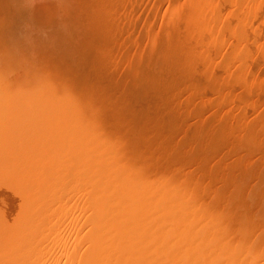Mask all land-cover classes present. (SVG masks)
Listing matches in <instances>:
<instances>
[{"label": "rangeland", "instance_id": "1", "mask_svg": "<svg viewBox=\"0 0 264 264\" xmlns=\"http://www.w3.org/2000/svg\"><path fill=\"white\" fill-rule=\"evenodd\" d=\"M166 1L167 0H165V1L160 0V2H159V0H155V2H156V4H155L154 0H152V1L151 0H142L141 5H139L141 0H0V264H62V263L63 264H66V263L67 264H80V263L85 264L86 263L85 260L88 261V264H97V263L98 264H106V263L108 264V262H109V264H111V262L113 264L114 263H116V264H210L212 262H213L212 264H216V263L217 264H232V263H234V264H243V263L252 264L253 263L254 264V262H255V264H258L259 262H260V264H264V259H263V257H264V255H263V253H264L263 252L264 251V236H263L264 235V225L263 224L264 223L261 222L264 220V218H262L260 221L262 224H259V223H258V225L254 224L255 226L254 225L253 226L255 228L252 226V230L249 231L250 233L245 231V232H247V234H246L243 231V232H241V234L238 233V235L237 234L234 235L233 240H235V239L237 240L236 237L239 236L237 241L242 243V244H240L237 241H236L237 243L235 241H233L232 245L234 246V249H235V246L237 244H239V245H237V247L241 245V251H242L244 244H246L244 242L250 241L249 245H251L252 249L250 248V246L249 247L247 246L248 244H246L245 249H247V248H250V249H247V250L244 249V252L245 251L248 252V253H244L245 255L243 254V251L242 252L239 251V249H238L239 247L237 248V250H234L232 245L228 244L227 239L229 238L228 240L232 241L231 240L232 239L231 237H233L232 234L230 235L228 233L229 236H231V237H228L227 239L225 236L226 242L223 239H221V240H223L222 241L223 243H222L218 239L219 236H223L224 234H226V233H223V229H224L223 224L225 223L224 221H226V220H224V217H227L228 219L227 218H225V219L229 220V218L231 216H233V215L228 216V215H230V212H231L230 208L232 209L234 206L237 205L236 207H234V209H232V212L235 215L237 212L236 211V209H237L238 214H236L232 218L233 219L235 218L237 220L238 217H240L241 218V219L239 218L240 221H244L243 219H245L244 217H246V216H247L246 219L247 220L250 219L249 221H251V220H254L255 218H256L255 220H257V219H259L258 218L259 216L262 217L264 215V214H262V211L264 212V199H263L264 193H263V191L260 194L258 193L259 188L260 189L262 188V190H264L263 189L264 180H263V182L261 181L262 179H264V169H263L264 165L261 166V164H263L262 158L264 161V154L261 157V159L259 158V160L261 162L259 163L257 161L258 157L261 156V154L263 152L261 151L260 148H255L257 150L258 149L260 150V153L255 152L257 154L255 156V153H253L254 148H252L253 147L252 142H249L252 137L250 139H248L249 136H252V135L250 134V131L245 130V131H242L243 134L241 133V131L240 132L238 131L239 134L236 133L237 135L235 133H233V134H235L234 138L231 139L230 138L231 136L229 137V139H231L233 142V143L230 142L231 146H230V144H228L229 146L225 145L226 147L224 146L225 148L223 147V150L221 149V151H217L219 155L216 154V155L212 156L210 154L212 157L208 156L210 158L209 161H208V157H207V160H204L206 158L203 159L201 156V154H203L202 152H204L203 150H207L209 148V145H208L209 144V137H208V135H209V132L211 131L210 128L214 126V127L219 129L218 124L220 123V121L218 122V120H221L220 125H222L224 123L229 124L231 118L234 117L235 114H236V116H240L242 114L240 117H237V118L238 119L240 118V121L246 123V125H248L247 123H249L251 121H252L251 123H253V124L256 122L258 123V121H261V120H259V117L261 119L262 115L264 113V112H262V110L264 108L263 98H262V101L260 104H259V102H258V104L255 103L256 107L254 106V103L250 104V106L253 107L251 109L253 112L250 111L248 108H246L247 109V110L245 109L246 111L244 110L241 113H237L236 111L232 112L231 110H230L231 111L230 112L228 109L229 108L228 104H223V103L221 104L222 100L219 101L221 105L218 104V102L216 101L217 104H215L216 103L215 102L214 106H213L212 98L207 97L208 101H211V102H209L211 105H209V103L207 104L206 103V102H208V101H206L207 98L204 95H202V97H201L199 94L195 93L196 90H194V89H193V91L191 90L192 93L196 94V96H198V95L200 96V97L198 96V98L196 100L197 102L195 101V97H193L194 94L191 93L192 97L188 96L190 94V89L188 91V95L186 93H185V95L181 94L183 96H186V98L183 96L181 97V95L179 94L180 99L182 98V100H186V102L188 104H190V105H188V104H185V102H184V104L182 105L183 109H181V111H182V113L185 114V115L182 114L184 119L185 118L189 119L188 117H190V119L192 120L191 116L189 115V111L191 110L190 113L194 117H195V115H197V112H199L200 116H198L199 118L197 117L196 119L198 120V122H201L202 118L204 117V112H205L204 110L205 109L207 110L206 106H208V105H209V107H208L209 113L214 111V113H212V116L213 115L214 116H213V119L211 118L212 120H209L210 117H212V116H210L208 119L209 122L206 121V123L203 125V127H200L201 125L198 122H196V125H194V123H192L195 120L194 117H193L194 118L193 121L192 122L190 121V123H192V126L193 127L195 126V130H192L194 128H192V126H189L190 128H192V129L189 128L190 133H192L191 130L194 131L193 137L196 133H197L196 137H198L197 135L201 136V133L198 134V132H197L199 127H200L199 131H200L202 128H205V126H207V125L210 126V127H208V126L206 127V129L207 130L210 129V131L208 132L205 129V131H204L205 134L203 133L204 137L201 136V138H200L201 140L198 137L197 140L195 141V142H197L196 143L197 146H195V147L199 148L198 146H200L201 150L196 149L195 147L194 148L191 147V143H193L194 141H192L189 145L192 148V150L193 149H194V151L197 150L196 154L200 151H202V152L198 153L197 155H193V157H191V158H193L194 161L192 160V162L190 161L191 159H189L186 155V157L188 158L187 160H189V162H191L192 164L187 162V160L184 161V163L190 164L188 167H186L187 172L184 173V176L187 178L188 177L187 175H189V178L191 179V181L195 182V184H193V182H191L189 178H188L189 180L187 179L188 182L186 181V179L184 177H183V179H185V180L184 181H183V179L181 180L183 173H180V169H182L183 167L179 164L178 165L181 166L182 168L180 167V169H178L179 167L178 168L176 167L178 165H175V167L179 170V173H178L177 169L175 168L174 173L175 174L178 173V175L174 176L175 174L173 173V171H174V169H173L174 165L173 164H175L176 162H173V161H175L174 159L176 157V153H174V156H172L171 155L172 153H170V149H169V148H171L170 147L171 145L168 148V146H166V145H169V143H165L164 139H162L163 136H169V134L164 135L165 133H167V130L164 131L165 132L164 134L161 131V130L165 129L166 127L168 128V126H166L164 128V125L162 123L168 119L167 117L170 118L171 112H170V116H169L168 112L170 110H168V112H167L168 116L166 114L167 117H166V119L164 118L165 119L164 121H163V119H161L162 117L160 115L161 113H165V111L167 109H169L170 107L168 108V107H166V105H163L164 107L162 106V108L165 111L157 109L160 106V105L159 106L157 105V101H156L157 111L155 110V108H153L151 106H153V104L155 103L153 98H154V96L156 98L157 95H159V94H157V92H159L160 89H161V92H159L160 95L162 92H164V93L166 91L169 92V93L168 92L166 93V96L164 95V93H162L163 96H165L164 98H166L165 100H163V102L167 101L168 97L170 98V96L172 95V94L170 95V93L173 90V87H175V86H170V84L172 85L173 81H175L176 84H177V81L178 82L179 81L185 82V80H181V78L182 79H185L186 77L190 78V76H187L183 72L184 70L187 69V68H185L187 65L185 63H183L185 66H182V67H184V68H182L181 67V65H183L182 62L177 61L178 63H181L179 65L180 70L177 68V65H176V67L174 66L175 64H173L171 66L176 68V70H175L176 72H180L182 70L181 74L184 73V75H181L179 73L177 74L175 72L174 73L171 72L172 75L169 74L170 75L169 78L171 79L170 80L171 83L168 84V86H167L168 89L166 91H164V89L162 87L163 86L166 87L165 86L166 80L164 81L165 83L163 81L159 82L161 85H163L162 83H164L165 85H163L162 87L158 86V83L156 80L158 78V80L160 81L162 78L159 79L160 76L156 74L157 72L153 73V72H155V69H157V67H158V66L154 67L155 65H158L156 62L161 63V66L158 67V69L160 68L159 71H162V73L163 72L165 73V71H163L164 66L170 65V63L172 64V63H174V61H175V63H177L176 59H173L174 61H171V59L169 58L171 62H169V64H166V63H168L169 54H168V56H166L167 51H165L166 48H164L165 43L162 44L165 41L164 39L166 38L165 34H163V35H165V37L162 36V32L164 33L166 30V28H165L166 27V25H165L166 20H164V19H167V16H164V18H163V15H166L165 11H168V13L167 12L166 13H167V15H169V10H165V9H168ZM170 1L171 0H169L167 3H170ZM173 1H171V2H173ZM181 1H184V0H181ZM214 1L216 2L217 0H214ZM214 1L212 3L216 4ZM223 1L219 0L217 2L218 4L222 2L220 4L221 8L225 7V6H222V4H225V3L229 2L230 0L227 2H223ZM230 2H232V1H230ZM159 3L163 4V5H159ZM208 3H210V2H208ZM212 5H210V6L212 7ZM168 6H170V4H168ZM206 6H207V3H206ZM210 6L208 7V9H207V7H205L207 9V10L205 9L206 12H208L209 10H211L214 7L213 6L212 8H210ZM220 6H218V7H220ZM229 6L230 7L227 6V10L230 8L229 12L234 14V15L233 16L231 15L232 19L231 18L230 19L232 20V22H230V25L228 24L229 25L228 27L225 25L228 28V30L225 29L226 31H228V33L225 31V34H224V32H223L224 30L221 29V31H220V29H219L220 26L222 27V22H223L221 19V17L223 15H221V14L224 13L226 8H223L224 11L222 9H220L221 11H223V13H221V11H220L221 16L218 15V16H220V18L218 20H217V18L215 20H212V18H211V16L213 15L212 11L213 10L216 11L217 9L219 10V8L214 7L211 11H209V12H211V16L209 15V12L207 13V16H206L207 20L205 23L208 22V24H207V26H208L210 23L212 24L211 21H213V26L215 25L214 31L216 30L217 34L212 30L214 34L211 32V36L208 37V40L205 37L206 41H203V43H205V44L201 43L200 41H197V39H194V38H192V40L194 39L193 42H191L192 41L191 39L189 40L191 43H189V41L182 43L181 41L183 40L184 37L182 38L180 36V34H181L180 32H178V34H176V35L174 34L173 39H175V42H178L179 45L176 44V46H177V48L180 46L179 50H181L182 53H183V50L184 51L186 50L185 53H187V51L190 54L194 53V56L192 55L193 59L191 58V55H189V58L192 59V63L197 62L196 57H199V58L201 57L200 59H203V55L206 54V53L203 54V52H205L204 48L208 49V52H210L209 54L212 57V60H211V63H212L211 65H213L212 68L214 67V65L216 66V61L218 63V61L221 59H223L225 62L228 61L229 65H230V63L231 64L233 63L234 65L233 64L232 65L234 66L233 67L234 71H236L235 74L233 73L235 75V76H233V77H235L233 79L234 80L236 79L237 83L234 80H232V81L235 82L234 85H235L236 90H234V95L236 96L235 92L237 90H239V88H240V87L237 88L236 85L237 86L241 85L242 84L241 82L243 79H244L243 80L244 84H242L243 86L244 85H246V86L250 85L248 88H251V87H253L252 85L255 82L254 86L255 85L258 86L257 83H260L262 85V88L264 89V86H263V84H264L263 83L264 82V0H233L232 5H229ZM150 7L152 8L153 12L151 11ZM165 7H167V8H165ZM155 10H157V11H155ZM227 10L225 11V14L228 12ZM234 10H235V12H234ZM150 11L152 14H150ZM215 11H213V12L216 13L217 11L216 12ZM138 13H140L139 16H138ZM161 13H164V14H161ZM218 13L219 12H217L216 14H218ZM148 14H150L151 17ZM155 14L157 16H154ZM216 14L213 16H216ZM152 16L157 17V18L152 19ZM207 17H209L211 20ZM223 17L226 20L227 17H225V16H223ZM229 17L230 16L228 15V18ZM214 18L215 17H213V19ZM224 18H223V20H224ZM208 19L210 22L208 21ZM155 20H156V22L153 23V21H155ZM220 20L222 22H219ZM226 22L227 21H225V23ZM232 23H234V24H232ZM183 25L180 26V28L181 27L184 28L185 25H184V27H183ZM213 26L211 25V28H213ZM231 26L233 27V29L231 28ZM131 27H132V30H130ZM223 28H224V26H223ZM229 29L232 31H230ZM160 32H161V34H160ZM229 32H230V34H229ZM231 32H233V34ZM235 32L237 33V36H235L236 35ZM169 34L171 35L172 33H170V31H169ZM218 34L220 35V38H218L219 37ZM222 34H224V35H222ZM153 35H154V38H153ZM158 35H159V37H158ZM225 35L228 36L229 38L226 37ZM232 35H234V36H232ZM161 36H162V38H161ZM174 36H175V38H174ZM148 37H150L151 39H149ZM179 37H180V39H179ZM210 37H212V38H210ZM221 37H223V40L221 39ZM156 38L157 39L161 38L160 40L163 39V42L161 41L162 45L160 47H159L160 44L157 45L158 40H156ZM176 38H177V41H176ZM216 38H218L219 40H216ZM154 39H155L156 45H155V42H153ZM210 39H211V41H210ZM212 39H213V41H212ZM148 40H149V42H148ZM195 40L197 42L196 43L197 46H198V42L201 43L199 45V48H197L195 50L196 52H198V51L200 52L199 49H202V51H201L202 53L200 52L201 53L200 56L199 55L197 56V54H199V53H196L194 51V49L196 48V45L194 44ZM220 40L224 41L225 42L224 44H226V46ZM227 41H228V43H227ZM206 42H208V43H206ZM214 42H216L215 45H214ZM230 42L233 43L234 46H233V44H231V46H230L229 45ZM180 43H182L184 45H180ZM187 43H188V45H187ZM185 44H186V46H185ZM202 44L208 45L209 48L207 46H203L202 48H200V46ZM211 44L214 45V46L212 45L214 48L211 46ZM189 45H193V46H191V48H190ZM218 46H220L221 49ZM228 46H230V47H228ZM161 47H163V48H161ZM185 47H189L190 49L188 50ZM211 47L213 48L212 50H211ZM160 48H161L160 51L163 50L164 52L159 53V50H158V53H156L157 49H160ZM228 48H230V50L227 51L226 49H228ZM190 50H192L193 52H191ZM231 50H233V53ZM164 53H166V55ZM182 53L179 51V54H178V52H177V56H179V55L182 56L181 60H183V56L185 54V53H183V55H182ZM222 53H224V54H222ZM157 54H158V56H157ZM163 55H165L166 56L165 58H167L166 63H164L166 60L162 61V60H164ZM175 55H176V53H175ZM225 55H226V57L230 56L229 58H231L230 60H233V62H231L228 59V57L225 59ZM155 56H156V59H155ZM185 56H184V58L187 59L188 56L186 54H185ZM161 57H162V59H161ZM169 57H171V56H169ZM172 57L174 58V55ZM220 57H222V58H220ZM175 58H177V57H175ZM218 58H219V60H218ZM158 59L160 61H157ZM215 59H216V61H215ZM146 63H147V65H146ZM162 63H164L163 64L164 66L162 65ZM150 64H151V67L149 66ZM218 64H220V63H218ZM232 65H230V66L232 67ZM161 67H163L162 70H161ZM169 67L170 66H168V67H166V69H164V70H166V73H169L171 70L175 69V68H173V69L171 68V70H170ZM219 67H221V66L219 65ZM153 68H155V69H153ZM167 68L170 70L169 72L167 71L168 70ZM214 68H213V70H216ZM140 69H142L143 72ZM177 69L179 71H177ZM146 73H148V74H146ZM149 73H151L150 75H152L154 77L149 76ZM166 73H165V75H166ZM158 74H159V72H158ZM137 75H138L139 79L141 78V80H144L143 83H146L148 81L149 82L146 84H143L142 81L140 82ZM155 75H157V77H155ZM135 76H136V78H135ZM193 76H192L193 79L197 78V77H195V75H193ZM162 77H163V75H162ZM165 77H166V79H169V78H167V76H165ZM154 78H155V80H154ZM174 78H176V79L174 80ZM177 78H179L180 80ZM150 79H151V82H154V83H150ZM193 79L188 80V78H187L186 81H193ZM251 82H252V84H251ZM175 83H173V84H175ZM136 84H137V86H136ZM140 84L141 85L143 84L141 87L143 88L142 96H144L143 97L144 99L138 98V94L141 93V90H139V89H142L141 87L138 88V86H140ZM147 84H149V85H147ZM144 85H145V87H143ZM155 85H157V86H155ZM150 86L151 87L154 86V87L151 88ZM181 86H182V84L180 85V88L183 91V87H181ZM144 88H146V89H144ZM157 88H159V89L157 90ZM171 88H172V90L169 91V89H171ZM241 88H242V86H241ZM248 88L247 87L245 88V86H244V88H242V89H248ZM147 89H149V90L147 91ZM152 89H154V90L156 89V93L155 92L153 93L154 90L152 91ZM162 89H163V91H162ZM242 89L240 90L241 92H242ZM256 89H258V88L256 87ZM138 91H140V92H138ZM145 91H147V92H145ZM182 91H180L179 93H181ZM133 92H135V93L137 92L136 93L137 98L139 100L143 99L142 101H144V103L140 102L141 104L140 103L138 104L137 109L135 106L136 105L135 102H137L138 99H136V96H135L136 94ZM151 93H153V98H152ZM237 93H238V91H237ZM149 94H151V96ZM167 94L170 96H168ZM130 95H132V97ZM145 95H147L148 97L150 96V98H147V96H145ZM210 95H212V94H210ZM238 95H240V94L238 93ZM244 95L242 94L241 97H243ZM126 96H128V97L126 98ZM133 96L135 97L136 100L133 98ZM142 96L140 95V97H142ZM235 96H234V98H235ZM188 97H191L192 100L189 98V100H191V103L189 100H187ZM122 98H124L123 99L124 101L126 100V103L128 102L126 104V105L129 104L128 107L127 106L125 107V103L122 100ZM128 98L129 99L131 98V99L128 101L127 100ZM193 98H194V100H193ZM201 98H202V101H204V102H202L203 104L201 103V101L200 102L198 101ZM240 98L238 97L237 99H240ZM133 99L135 100L134 103H133ZM148 99L149 100L151 99V101H154L153 104ZM157 99L159 100L161 98H157ZM157 99H155V100H157ZM121 100L123 101L124 104H122ZM131 100H132V102H131ZM145 100H147V101H145ZM161 100H159V104L163 103V102H161ZM168 100L170 102V99H168ZM145 102L148 104V105L146 104L147 106L145 105L146 108L148 107L147 109H149L150 104H152L150 107L152 108L153 112H152V110H150V112L154 113L156 111L153 115H156V113L158 111H159L158 113H160V111H163L159 115H156V116H158L156 118V121L158 120V118H159V120L161 119L163 121L161 123L162 125H159L160 123L156 125V121L154 119L155 116L153 117L152 120L150 119V121L152 123L155 122L156 128L158 127V125L163 126L162 127L163 129L160 128V130L158 129L159 127L157 129L155 127H152V128L156 129L155 131L162 132L163 136L159 132L161 134V137H160V134H159V136L155 137V135H157V134H156V132L154 133V131H153L154 129L151 128V125H152V124L150 125L151 122L148 123L149 122L148 117H150V115H152V114L149 113L148 110H145V107L142 108L145 111L140 110V107H143L142 103L144 105ZM165 103L167 104V106L170 105V103L168 104V101ZM194 103L197 105V106L195 105L196 109L193 108ZM204 103H206L207 105L205 106ZM121 104H122V107H121ZM132 104H134V106ZM191 104H193V105H191ZM123 105L125 107L124 111L127 110L126 113L125 112L123 113V110H122L124 108ZM130 105H131L132 109H130L131 108ZM217 105H218L219 109H221V110H219L218 107L215 108V106H217ZM223 105H226V106L222 107ZM257 105H259V106H257ZM190 106L193 109L188 110V108H190ZM212 106H213V108H211ZM220 106H221V108H220ZM227 106H228V108H227ZM198 107H201V110H199L200 108H198ZM203 107H204V110H202ZM127 108H129V109H127ZM135 109L139 110V111H136ZM184 109H186L185 111L188 110V114H186ZM215 109L218 110V112L215 111ZM120 110H122V111H120ZM193 110H195V115H194ZM227 110L229 111V114H228ZM140 111H141V113L144 112V115L139 114ZM258 111L260 112L259 114H258ZM134 112H136V113L138 112V114L141 115V117H139V116L137 117V114ZM202 112H203V114H202ZM206 112H208V110ZM248 112H249L250 116L248 115ZM130 113H132V114H130ZM131 115H133V116H131ZM147 115H149V116H147ZM162 115H164V114H162ZM179 115L181 116V114H179ZM122 116H125V117H122ZM180 116L178 117V115H177V117L181 121L182 116L181 117ZM185 116H187V117H185ZM216 116H217V118L219 117L217 120H216ZM224 116H226V117H224ZM132 117H134V118H132ZM173 117H175V119H176V115H173ZM150 118H152V117H150ZM221 118L223 120H225V122ZM126 119L127 120L129 119V120L127 121ZM131 119H133V120L131 121ZM170 119H172V118H170ZM177 119L175 121H177ZM122 120H123V122H122ZM137 120H139L138 123H137ZM141 120H143V121H141ZM126 121H127V125L125 124ZM140 121L142 123L145 122V125H144V123L141 124ZM175 121L173 119L172 122L170 121V122H165V123L166 124L169 123V125H171L170 123L176 124V123H174ZM216 121L218 122L217 125H215L217 123ZM222 121L224 123H222ZM121 122L123 123V125ZM133 122L136 124H133ZM210 122L213 123L212 124L213 126L210 125L211 124ZM119 123H121V124H119ZM225 124L222 126L228 127V125L225 126ZM131 125H134V127H131ZM135 125H136V127H135ZM197 125L199 127H197ZM138 126H139V128H138ZM147 126L149 128H151L152 130H149V128ZM170 127H169V129L172 128V127L171 128ZM224 127H223V129L227 128V127L226 128H224ZM118 128H119V130H118ZM122 128H123V130H122ZM128 128L130 131L128 130ZM140 128L141 129L146 128L147 130L142 129V131H141ZM132 129H133V131H131ZM120 130H122V131H120ZM125 130L126 131L128 130V132L126 133ZM138 130H139L140 134L137 133ZM187 130H188V128L185 130L186 133H187ZM203 130H201V131L203 132ZM212 130H213V128H212ZM217 130H215V129L213 130V131H216V133H213L214 137H215V134L217 135ZM113 131L116 133H114ZM220 131H222V129H220ZM246 131L248 133L247 134L248 137H247V135L246 136L244 135V134H246ZM130 132H132V133H130ZM150 132L152 134H155L154 137L152 136V138H149L151 134H149V137H148L147 133H150ZM212 132H210V134ZM260 132L262 134H264L263 130H260ZM181 133H183V132H181ZM206 133H208V134H206ZM125 134H127V135H125ZM189 134L187 133L186 136L187 135L189 136ZM218 134H220V132ZM110 135H112V136L110 137ZM128 135H130V136H128ZM133 135H135V136H133ZM239 135L242 137L240 138ZM122 136H123V138L125 137L124 140H123ZM186 136L184 137L185 139L187 138ZM218 136H216V137H218ZM178 137H179V135H178ZM181 137H183L182 134L180 135V138ZM193 137H192V134H190V136H189L190 140H192ZM206 137L208 138V140H205ZM210 137H212V136H210ZM214 137H212L210 140L211 144H213L212 141H215V140H212V139H214ZM235 137H237L236 140H235ZM262 137L264 139V135H262ZM119 138H121V140ZM133 138H134V140H133ZM158 138H161V139H158ZM180 138H178V139H180ZM130 139H131V141H130ZM143 139H144V141H143ZM145 139H147L149 141H147ZM150 139H152V141H150ZM153 139L154 140L158 139V140H156V144H152V142L155 143V141ZM167 139H168V137L166 138V140ZM169 139H170V136H169ZM198 139H199V141H198ZM240 139H242V140L239 141ZM244 139H245V141H244ZM160 140L166 145L162 146L163 143L160 144L161 143ZM194 140H195V137H194ZM123 141H125V142L123 143ZM158 141L160 142L159 143L160 145H158V147L156 148ZM169 141L170 140H168L166 142H169ZM203 141H204V143H203ZM228 141H230V140H228ZM237 141H239V143H237ZM251 141H252V139H251ZM126 142H128L129 144L127 143V145H126L125 144ZM147 142L148 143L150 142L153 146L150 143L148 145ZM195 142L193 144H195ZM243 142H245V143H243ZM198 143H200V145ZM205 143H206V146L208 148L204 147V149L202 150L203 145ZM241 143H243L244 145ZM248 143L249 144L251 143V145H252V146L250 145V147L252 148L251 151H250L251 148L246 150V148L249 146ZM233 144H236V145H233ZM246 144H247V147H245ZM118 145H120V147ZM137 145H138V147H137ZM124 146H126V147L124 149H122ZM143 146H145V147H143ZM161 146L164 147L165 149H167V148L169 149V150L167 149L170 153L169 157H174V159H172L173 164L171 165V161H169L171 166L168 163V164H166L167 166H165V169H162L163 168L162 166H163V164L165 165V160L167 159L165 156H167L168 153H163L165 151L164 148H160V149H164L163 151L158 150L159 147H161ZM232 146H233V148H232L233 150L235 148L234 151L230 149ZM237 146H238V148H240V146H241L240 150L239 149L236 150ZM210 147H211V145H210ZM142 148L146 149V151L143 150ZM149 148H151V149L149 150ZM120 149L123 151H121ZM129 149H130V151H129ZM156 149L163 154V156L161 155V158L163 157L164 162L160 161L162 166H161V164H159L158 161L154 162V160H161V158L158 159V156H157V158H156V156H154V155H156V154L158 155V153H160V152H156L157 151ZM228 149H229L228 154L230 156L226 154L228 152L227 151ZM131 150H132V152H131ZM210 150H211V148L209 149V151ZM230 150L232 151V153ZM257 150H255V151H257ZM133 151L135 154L133 153ZM147 151H148V154L151 153L150 156L147 155V153H146ZM211 151H213V150H211ZM236 151H237V153H233ZM249 151L251 152V155L253 154L252 155L253 157H250L249 160H247L248 159L247 157L251 156ZM154 152H155V154H154ZM172 152H173V149H172ZM246 152L249 153V156L247 155L248 153H246ZM222 153H225V154H222ZM244 153L246 154V157H245L246 159L243 157ZM136 154H138L139 156ZM204 154H207V152ZM204 154H203V156H204ZM236 154H238L239 156ZM133 155H134V157L135 156L136 157L133 158ZM141 155H142V157H141ZM152 155L154 156L153 159L150 158V157H153ZM241 155H242V157H240ZM199 156L202 158V160H201L202 162H203V160L205 161L204 164L202 162L200 164V166L203 165V167H205V168L201 167V171H199L200 167H198V165L200 163L198 161ZM220 156H222V157H220ZM237 156H238V158H242V159H239L241 161V163L239 162ZM138 157L143 158L144 160L142 161ZM144 157L146 158V160ZM183 157L184 156H181V158H183ZM196 157H198L196 160L198 163H196V161H195ZM225 157H226V159H225ZM164 158H165V160H164ZM179 158H180V156H179ZM256 158H257V160H256ZM132 159H134V161H132L133 163L131 162ZM135 159L136 160L139 159L140 161L139 160L136 161ZM169 159H171V158H168L166 162H168ZM218 159H220V160L218 161ZM147 160H149L150 162ZM221 160L223 163L221 162ZM229 160H231V162H229ZM128 161H130L131 164ZM206 161H208V162H206ZM182 162H183V159H182L181 163ZM232 162L234 165L232 164ZM238 162H239L240 167L237 164ZM145 163H146V165L148 164L147 167H145L146 166ZM150 163L153 165H150ZM206 163H207V165H206ZM228 163L233 165V166L237 165L238 169H236L237 168L236 166L233 169V167H231V165H229ZM256 163H259L258 166H260V168L257 167ZM139 164L140 165L144 164L143 166L146 169L140 167ZM156 164L159 165L158 166L159 168L157 167ZM195 164L198 168L195 167ZM75 165H76V167H75ZM149 165H150L151 169L148 168ZM155 165H156V168H158L157 170H155L156 169ZM152 166L154 168H152ZM160 166L162 167L161 169H160ZM184 166H187V165L185 164ZM191 166L193 169L192 172H191L192 169L189 168ZM229 166L233 170L229 169ZM241 166H243L244 168L242 169ZM253 166H254V168H253ZM137 167H138V169L139 168L140 169L138 170ZM261 167H262V169H261ZM166 168H167V170H166ZM187 168H189L188 170L191 172L192 175L188 173L189 171L187 170ZM202 168H203V171H202ZM224 168H226V169H224ZM149 169H150V172H149ZM196 169H199V170L197 171ZM140 170L148 171L147 173L151 174V175H149L151 177L147 176L148 174L145 175L146 172L143 173V171H141V173H140ZM161 170H162L163 174H161ZM163 170H166L167 172L166 171L164 172ZM194 170H196V171L194 172ZM208 170H210L209 173L207 172ZM237 170H238V172H237ZM240 170H241V172H240ZM244 170L246 172L248 171L249 175L253 171L251 173V176H253L255 179H252L253 177H251V178L248 177L249 176L248 173L247 174L244 173L245 172ZM250 170H251V172H250ZM258 170L260 171L259 173L257 172ZM261 170H262V173H261ZM183 171H185V169ZM230 171H232V172H230ZM203 172L205 173V175H203ZM228 172H230L229 174H231V175H228ZM235 172L239 173V174L243 173V175L240 174V176L241 175L243 177L246 176V178L244 177L245 178L244 179L242 176L240 178L239 174H238V176H236ZM142 173L144 175H142ZM224 173H225V176H224ZM137 174H139L140 176H138ZM169 174L172 176L168 177L169 179H165V176L167 177V176H169ZM208 174H209V176H211L210 178L208 177ZM261 174H263V176ZM141 175H142V178H141ZM158 175L160 178L158 177V179H157ZM163 175H164V177H163ZM199 175H200V177H199ZM201 175L204 178H202ZM212 175L215 177H213ZM227 175L229 176L230 179H228ZM136 176H138V178H140L141 180L140 179L136 180L137 179ZM154 177H156V178H154ZM171 177H173V179H174V177L176 178V179H174V182H171V181H173V180H171ZM179 177H181V178H179ZM237 177L241 179V180L239 179L240 180L239 182H237V179H238ZM162 178H163V180L164 179L166 180V181L164 180V182H166V184H167V185H164V186H167L165 188H163V186H161L162 184H165V183L161 184V181L163 182V180H161ZM177 178L180 180H177ZM235 178H236V180H235ZM151 179L153 180V182H152L153 184L151 183ZM204 179L205 180L209 179L211 184L210 183H209L210 185L208 184V182H209L208 180H207V184L210 187L212 185H214V186H212L210 189L209 186H207V184L205 185L206 181ZM211 179H212V181H211ZM217 179H219L218 182H217ZM256 179L258 181H261L262 183H258V181L256 182L255 181ZM105 180L108 183L105 182ZM245 180H246V182H245ZM141 181H143V183ZM180 181H182L181 184H180ZM202 181L204 183H202ZM213 181H215L216 183H219V181H220V183H224V184H222L224 186V188H222L223 186H221V188L218 187L221 184L218 185ZM155 182L157 183V185ZM230 182H231V184H230ZM242 182H243V184H242ZM185 183H188V184L185 185ZM235 183H238V184L236 185ZM239 183L241 185H239ZM256 183H257V185L259 184L260 186L259 185L256 186ZM171 184L173 187H171ZM196 184H198V185H196ZM203 184L205 185V187L202 186ZM168 185H169V187H168ZM177 185L180 186L179 187L180 189L178 188L177 192H176V190L173 191L174 188L177 189L176 188V187H178ZM190 185H192V187H190ZM195 185H196V188L199 187L198 189L202 192H203V190L205 191L207 188L209 191L208 190H207V192L205 191L206 195H204L205 193L204 192H203V194L200 193V191H198V189L195 191L196 188H194V190H192L193 187H195ZM230 185H232V186H230ZM238 185H239V187H238ZM251 185H253L254 187H252ZM156 186H158V187H156ZM187 186H188V188H184ZM206 186H207V188H206ZM233 186H235L236 188L238 187L239 193L241 192L242 194L237 193L238 189L235 188V190H234L235 194L233 192L229 195V193L231 191L228 192L227 189H230L229 187H231L230 190H232V189H234V188H232ZM137 187L139 190H137ZM203 187H204V189H202ZM243 187L244 188L246 187V188L244 189ZM248 187L252 188L250 190H253L252 191L253 193L249 190ZM109 188H111L112 190ZM158 188H159V190H158ZM162 188L165 189L166 192H164ZM166 188H167V190H166ZM181 188L184 189V192L182 191L183 189H181ZM215 188H216V190L220 188L221 191L218 190L217 191L218 193H216V191H215L212 193L213 194L212 195L211 194V192L213 191L212 189H215ZM241 188H243V189L241 190ZM134 189L136 190L135 191L136 193L134 192ZM224 189L227 191L225 192ZM243 190H244V193L248 192V196L250 197V198H248L249 201L246 199L248 196H247V194L243 193ZM109 191H111V192H109ZM153 191H155V192H153ZM171 191L177 193V194L174 193V195L176 194L175 195L176 197H174V195L171 194V193H173ZM179 191H182V192L180 193ZM194 191L197 192L198 194H195ZM167 192L170 195H172V197H174V200L175 199L177 200V201L175 200L176 204H175L174 200H172V201L170 200L172 198L167 194ZM154 193H156V194H154ZM183 193L185 194L184 195L185 197L178 196L179 194L182 195ZM207 193L209 195H207ZM214 193H216L217 196H215V197L217 199L219 196L218 194H220V196L223 198V199L219 198L218 200L216 199L217 204L214 203L215 202L214 200H212V199H214V197H213L215 195ZM249 193H251V195ZM256 193H257V195H256ZM107 194H109V195L107 196ZM118 194H119V196H118ZM163 194H165V195H163ZM199 194H202V195L199 196ZM161 195L163 196L162 199H161ZM166 195H168L169 197ZM196 195H198L199 198H197L198 196H196ZM255 195L258 199L255 198V201H254L253 197ZM259 195H261V197H259ZM159 196H160L161 201L158 200ZM165 197H167V198H165ZM179 197H181V198L179 199ZM194 197H195V200H194ZM200 197H202V198L200 199ZM210 197L212 198L211 200H210ZM229 197H231V199H229ZM244 197H246L245 199L247 201H245V199H243ZM103 198H105L104 202H102ZM206 198H207V200H206ZM238 198H241L240 202H238L239 201ZM116 199H118V200H116ZM190 199L194 200L193 204L191 201H189ZM196 199L201 200V201L198 200V202H199V205L201 202V204H203V206L202 205L199 206L197 204H194L197 202ZM228 199H229V201H228ZM250 199H251V201H250ZM112 200H114V201H112ZM166 200H168V201H166ZM222 200H224L223 205H222ZM225 200H227L232 205L231 204L229 205V203L225 202ZM231 200L234 201L233 203H235V202L236 203L233 204ZM243 200H244V202H243ZM106 201H108V202H106ZM203 201H204V203H203ZM113 202H114V204H113ZM117 202H118V204H117ZM162 202H164L168 206L164 205V203H162ZM177 202L178 203L182 202V203L177 204ZM188 202L191 203L190 206L188 205L189 204ZM211 202H213V203H211ZM219 202H220V204H218ZM248 202H250V204ZM103 203H105V204L102 205ZM111 203L113 206L110 208ZM171 203H172V205H170ZM186 203H188V204H186ZM242 203H243V205H242ZM181 204L183 205V208H180V207H182ZM215 204L217 207L215 206ZM248 204L250 205V208H249ZM176 205H180V207H178ZM193 205H197V208H196V206L194 207ZM204 205L209 206L210 210L212 209V206H214L213 210L215 209L214 210L215 212L213 210H212V212L207 211L209 209V207H207L206 214H207V212H209V214L208 215L204 214L205 213V211H203ZM106 206L108 209L106 208ZM175 206H176V208H174ZM218 206H219V208H218ZM223 206L226 209H224ZM242 206L245 208H243ZM192 207H193V209H190ZM237 207H239V208H237ZM241 207L243 208V210ZM253 207H254V210H253ZM259 207H260V209H259ZM104 208L106 209V211L103 210ZM114 208H117L119 211L117 209H114ZM166 208L169 210H167ZM173 208L175 209L174 211H173ZM195 208L196 209L200 208L201 210L199 211V210H196ZM100 209L103 211H100ZM181 209H182V211L183 210H185V211L182 212ZM189 209H190V212H188ZM194 209H195V211H194ZM217 209H220V210H217ZM221 209L222 210L224 209V210L222 211ZM91 210H92V213H91ZM107 210H109V213ZM114 210H116V211H114ZM177 210L179 211V213ZM249 210L251 212H249ZM117 211L120 214H115V213H118ZM220 211H222V214H223L221 216H220V214H221ZM224 211L227 212V214L223 213ZM257 211L258 212L260 211V214L255 215V213ZM100 212H102L106 222H104V218H102V221H101L102 214ZM103 212H105V213H103ZM106 212H107V214H106ZM173 212L174 213L176 212V213L174 214ZM130 213H132L134 215V217ZM180 213H182V214H180ZM189 213H191L192 216ZM199 213H202V214H199ZM213 213H215V215ZM251 213H253V214H251ZM177 214H179V215H177ZM203 214L206 216H204ZM224 214H226V216H224ZM248 214H250V216L253 219H251V217L249 218ZM114 215H117V218ZM209 215H210V218H208ZM243 215H244V217H243ZM217 216H218V219H215V218H217ZM219 216L224 221L221 220L219 218ZM236 216H237V218H236ZM253 216H255V218ZM91 217L92 218L95 217L96 219H98V220L100 219V220L99 221L97 220L94 223L95 218L93 220V219H91ZM109 217H111V218H109ZM131 217H133V219ZM86 219H88L87 222L85 221ZM90 219H91V221H90ZM177 219H179V220H177ZM207 219H211V220L207 221ZM212 219H213V221H212ZM216 220H218V222ZM219 220H221L220 223H219ZM206 221H207V223H206ZM90 222H91V224H89ZM97 222H100V223L97 224ZM102 222H103V224H101ZM126 222H127V224H126ZM130 222L133 223L132 226L135 225L137 227H135V226L131 227ZM204 222L207 225H205ZM128 223L130 224V226ZM95 224L98 226L95 227ZM113 224H116V225H113ZM220 224L223 226V228ZM92 225H94V228H92L93 227ZM117 225L120 226L119 227L120 232H121L120 235L118 233L119 228H117L118 227ZM219 225H220V227H219ZM260 225L263 228H261ZM85 226L87 229L85 228ZM112 226H114L116 228L117 232H116V230H115V232L117 234L113 231V229H115V228L114 227H113V229L111 228ZM207 226H209V227H207ZM105 227H108V229L110 227L111 230L109 229V231H108ZM126 227H129V228H126ZM103 228H105L106 230L104 231ZM130 228H132V229H130ZM209 228H211V230H209ZM95 229H97L98 232ZM122 229H124L125 231ZM129 229H130V231H129ZM204 229H205V231L203 232L202 230H204ZM100 230H102V234H101ZM259 230H261L262 232L260 233ZM198 231H199V233H198ZM209 231L211 234L209 233ZM252 231H255V232H252ZM111 232H113V233H111ZM123 232H125V233L122 235ZM127 232H129V233H127ZM90 233H92V235H90ZM99 233L101 234V236ZM107 233H108V235H107ZM201 233H203V234H201ZM220 233H223V235H220ZM258 233L260 235H258ZM111 234L113 236H111ZM115 234L119 235L120 237L123 236V238H121V241L119 240L120 241L119 244L121 245L120 249H117L118 248L117 245L119 246V244H117L115 246V244L118 242V241L115 242V240L120 238V237L116 236ZM126 234H128V235H126ZM250 234L252 235L251 237H250ZM124 235H125V240H124ZM200 235H202V236H200ZM240 235H242V237ZM88 236L90 238L91 237L92 238L90 239V238H88ZM98 236L100 237L101 241H100ZM93 237L94 238L96 237V239H94V242H93ZM126 237H128L127 239L129 240V242L127 241ZM240 237H241V239H239ZM246 237H247V239H246ZM109 238H110V240H109ZM219 238H221V237H219ZM222 238H224V237H222ZM258 238L260 240L255 241ZM211 241L213 243L215 241L216 244L218 243L219 244V245L217 244L218 247L215 243H214L215 244L214 245ZM252 241H254V243H255L254 247H256V248L253 247L254 243ZM234 242L236 245L234 244ZM251 242L253 245L251 244ZM102 243H104L105 245ZM128 243H130L129 244V245H131L130 247H129ZM225 243H226V247H225ZM123 245H125V246H123ZM93 246H94V248H93ZM221 246H223L224 248L220 249ZM72 247H74L75 249ZM115 247L117 249L116 252L114 250ZM125 247H126L127 251L125 250ZM127 247H129L130 250H128L129 248H127ZM137 247H138V249H137ZM227 247L229 249L232 248L233 250L230 249L231 252H229L230 250H228ZM104 248H105V250H104ZM100 249L104 252H100L101 251ZM71 250H73V252ZM92 250L94 253L90 252ZM108 250L110 253L108 252ZM119 250H120V253H119ZM148 250H149V252H148ZM222 250L224 251L223 253H222ZM225 250H227V251H225ZM232 251H236L234 253H237L239 255H240V253H242L243 256H241V255L240 256L244 260H242L240 258V256H237V255H236V257L230 256L231 253H232V255L234 254ZM250 251L251 252L253 251V252L250 253ZM89 252L91 253L90 255H88ZM213 252L215 254L216 253L219 254V256H217V254L214 255ZM261 252H263V253H261ZM81 253H83V254H81ZM108 253H109V255H108ZM118 253L120 254L119 256H118ZM224 253H226V254H224ZM227 253H228V255H227ZM256 253L259 256H257ZM57 254H59L60 256ZM94 254H96V256ZM105 254L107 255V258H110V259H108V261H107ZM114 254H115V256H114ZM91 255H92V258H91ZM141 255L143 256V258ZM88 256H90L89 258H91V260L89 258H87ZM112 256H114V257H112ZM215 256H216V258H215ZM255 256H257L258 258L262 257V259H260L261 261L259 259H257V260L254 259L257 262L254 261L252 258H255ZM104 257H105V259H104ZM118 257H120V258H118ZM228 257H232L233 259L230 258V261H228L229 260ZM250 257H252V258L250 259ZM223 258L225 259V262H224ZM236 258H238V259L236 260ZM245 258H246V260H245ZM66 259H68V260H66ZM113 259L114 260L116 259L117 261L116 260L114 261ZM233 260H234V262H232ZM242 261H243V263H241ZM250 261H252V262H250Z\"/></svg>", "mask_w": 264, "mask_h": 264}, {"label": "bare ground", "instance_id": "2", "mask_svg": "<svg viewBox=\"0 0 264 264\" xmlns=\"http://www.w3.org/2000/svg\"><path fill=\"white\" fill-rule=\"evenodd\" d=\"M151 1H152V0H151ZM164 1H165V0H164ZM168 1H169V0L166 1V4H167L168 9H165V10H169V15H167L168 11H165V10H164V11H165V14H166V15H163V18H164V16H167V19H164V20H166V22H165V25H166V27H165V28H166L165 32H166V33H165V32H164V33L162 32V36L165 37V35H166V38L164 39L165 41L163 42V39L160 40V39L162 38V36H161L160 39H157V38L159 37V35H158V37L156 38V40H158V41H157V43H158L157 45L160 44V45H159V47H160L162 44L165 43L164 48H166L165 51H167V55H166V53H164V54H165L166 56H168V54H169V56H171V57L168 56V63H166V62H167V58H165L166 56L163 55V56H164V57H163L164 60H162V61H165V60H166L164 63L169 64V62L174 61L173 59H176V62H177V61H178V62L181 61L182 64L185 63V64L187 65L185 68H187V69L184 70L183 72H184L187 76H190V78H189V77H186L185 79H182V78H181V80H185V82H184V81H182V82L179 81V82H178V81L176 80V81H177V84L175 83V81L172 80L173 82H172V85H171V84H170V83H171V81H170L171 79L169 78V76H170L169 74L172 75L171 72H173V73L175 72V73H177V74H178V73L181 74V71H182V70H181L180 72H176V71H175V70H176V68H175L176 65H177V68L179 69V68H180L179 65H180L181 63H178V62L175 63V61H174V63H172V64L170 63V65H168V66H170V67H169L170 70H171V68H172V69L175 68V69H173L174 71H173V70L170 71V70L167 68V69H168L167 71H168V72L170 71L169 73H166V70H164V69H166V67H168V66H164V65H163L164 63H162V65L164 66V69H163V67H161V70L163 69V71H165V73H166V75H165L164 72H163V73H164V74H163L162 71H159L160 68L158 69V67L161 66V63H160V62H159V63L156 62L158 65H155L154 67L158 66V67H157L158 70L155 69V68H153V69H155V72H153V73H156V72H157L156 74L160 76V77L158 76L159 79L162 78L160 81H159L158 78H157L156 81H157V83H158V86H161V87H162L163 85H165V84H164V83H165L164 81L166 80V85H165L166 87L168 86V84H170V86H175V87H173V90H172V88L169 89V91L172 90L171 93H170V95L172 94L171 96L167 94L168 96H170V98L168 97V99H170V102H169V100L167 99L168 104L170 103L169 106H167V104L165 103V102H167V101H164V102H163V100L166 99V98H164V97L166 96V93L168 92V91H166V90L168 89V87H167V88L164 87V86L162 87V88L164 89V91H166L165 93L162 92V93H164L165 96H163L162 93H161V95H160V93H159V92H161V89H160L159 92H157V94H159V95H157L156 98H155V96H154V98H153V93H154V92L156 93V89H155V90L152 89V91H153V90H154V91H153V93H151V94H152V98H153V100L155 101V103H154L155 105L153 104L154 101H151V99H150V100L148 99V100L152 102L153 106H151V105H152V104H150L151 102H150L149 104H150L151 107L155 108L156 111H157V109H160V110L165 111V110L162 108L163 105H166V107H168V108L170 107L169 109H167V110L165 111V113H161V112H163V111H160L161 114L158 113L159 111L157 112L158 114L156 113V115H159V114L161 115V117H162L161 119H163V121L166 119V117L168 116V114H169V116H170V112H171V116H170V118H172V119H170L169 117H167L168 119L165 120V122H170V121L172 122L173 119H174V121H175V120L180 116L179 114H181V116H182L181 121H180V119L178 118L179 120L177 119V121L174 122V123H176V124L170 123L171 125H169V123L166 124V123L163 122L161 119L159 120V118H158V120L156 121V118H157L158 116L153 115L156 111H155L154 113H151L150 110H152V108L149 106V109H147L148 107L146 108V106H147L148 104L145 102V104L143 105L144 101H142V100L144 99V98H143L144 96H142L143 88H142L141 86H142L143 84L148 83L149 81L146 82V83H143L144 80H141V78L139 79L138 75H137L138 79L140 80V82L142 81V83H143L142 85L140 84V86H138V88H139V87L142 88V89H139V90H141V93L138 94V98H143V99H142V100H141V99L139 100V99L137 98V94H136L137 92H136V93L133 92V93L136 94V95H135V96H136V99H138L137 102H135V104H136V105H135V106H136V109H137V107H138V104H139L140 102H143V103H142V106H143V107H140V110H143V111L148 110L149 113L152 114V115H150V117H152V118L148 117V119H149V122H148V123H150V122H151L150 119L152 120L153 117L155 116L154 119H155V121H156V125L160 123L159 125H162V124H163V125H164V128H165L166 126H168V128L166 127L165 129H163V128H162L163 126H159V125H158L159 128H158V127H157V128H158L159 130H160V128L163 129V130H161V131L163 132V134L165 133L164 131L167 130V133H165L164 135H168V134H169L170 139H169V136H163L162 132H160V131H159V132L162 134V136H163L162 139H164L165 143H169V145L164 144V143L160 140L161 143L158 141V142H157V145H156V148L158 147V145H160V144H162V143H163L162 146H163V145H164V146L166 145V146H168V148H169V146L171 145V146H170L171 148H169V149H170V153H172V154H171L172 156H174V153H176V157H175V159H174V157H169V154H170L169 151H168L169 149L167 148V149H168V150H167V149H165L164 147L161 146V147H159L158 150L163 151V150L165 149V151H164L163 153H168V154H167V156H165L166 154H165L164 156H165L167 159H168V158H171V159H169L168 162H166L167 159L165 160V158H164V160H165V165L163 164V166H162V164H161L160 161H163V157L161 158V155L163 156V154H162L160 151H158V150L156 149V150H157L156 152H160L161 154L158 153V155H157V154L154 155V154H155V152H154L153 155L156 156V158H157V156H158V159L161 158V160H154V162H155V161H158L159 164H161V166L163 167V168H162V167L160 166V169H161V168H162V169H165V166H167L166 164H168L169 161H171V165H172V164H173V163H172V159H174L175 161H173V162H176V163L173 164V165H174V167H173V169H174L173 173L175 172V168H176V167H177V168L179 167L178 169H180V167L182 166V167L185 169V171H183L184 169L181 167L182 169H180V173H183V176L180 174V175L182 176V178H181V177H179V178H181V180H182L183 177H184V178L186 179V181H187V179L189 178V175H187L188 177L186 178V177L184 176V173L187 172V171H186V167H188L190 164L184 163V161H186V160L189 158V159H191L190 161L192 162V160L194 161V159L191 158V157H193V155H197L198 153H201V152H202V151H200V152H198V153L196 154V151H197L196 149L201 150V147L198 146L199 148H196L195 146H197V145H196L197 142H195V141L197 140L198 137H199V139L201 138V136L204 137L203 133H204V131H205V129H206V127H207L208 125L205 126V128H202V129H201V130L204 129L203 132H202L201 130L199 131V129H200V127H203V125L206 123V121L209 122V120H212V119H213V116H214V115L212 116V113H214V111L211 112V111H212V110H211V111H210L211 113H209V108H208V107H209V105H211V104L209 103V102H211V101H208V98H207V97L212 98L213 106H214V103H215L216 101L218 102V104H220L219 101L222 100V101H221V104H222V103H223V104H228L229 108H228V106H227V108L229 109V111L231 110L232 112L236 111L237 113H241V112H243L246 108H248L250 111H252L251 109H252L253 107L250 106V104L254 103V106L256 107L255 103L258 104V102H259V104H260L261 101H262V98H263V101H264V96H263V95H264V93H263V92H264V89L262 88V85H261L260 83H257L258 86L255 85V86L258 88V89H256V87L254 86L255 82H254V84L252 85L253 87L248 88L250 85L247 84L248 86H246V85H244V86H245V88L247 87L248 89H242V88H244V86L242 85V84H244V82H243L244 79H243L242 82H241L242 84L240 83L241 85H238V86L236 85L237 88H238V87L241 88V86H242V88H241V89H242V92L240 91L241 89L239 88V90H237V91H238V93H239L240 95H238V93H237V91H236V92H235V93H236V96H235V95H234V90H236V89H235V85H234V83L236 82V79L234 80L233 78H235V77H233V76H235L234 74H235L236 71H234V68H233V67H234V66H233L234 64L232 63V64H233V65H232V64L229 62L230 65H232V67H231V66L228 64V61H226V62H227V63H226L223 59L219 60V58H218V60H219L218 63H220V64H218L217 61H216V59H215V61H216V66L214 65L215 68H214V67H213V68L216 69V70H213V68H212L213 65H211V64H212V63H211L212 57H211V55L209 54L210 52H208V49H206V48H204V51H205V52H203V54H204V53H206V54L203 55V59H200L201 57H200V58H199V57H196L197 62H195V63H192V59H193L192 55L194 56V53H191V54H190V53L187 51V53H188V54H187V53H185L186 50H185V51L183 50V53H185V54L188 56V58L186 59V58H184V56H185V54H184V56H183V60H181V59H182V56H180V55L177 56V52H178V54H179V51H180L181 53H182V51L179 50V47H180V46L177 48L176 44H177V45H179V44H178V42H175V39H173V35H174V34L176 35V34H178V32H180V33H181L180 36H181L182 38L184 37L183 40L181 41L182 43H183V42H187V41H189L190 39L192 40V38L197 39V41H200L201 43H203V41H206V38H207V40H208V37L211 36V32L213 33V31H214V26H215V25L213 26V21H211L212 24H211V23H210V24L213 26V28H211V25H210V24L207 26L208 22L205 23L206 20H207V19H206V16H207V13H208L209 11H211L214 7H215V8H219V10L217 9L218 11L216 10V11L219 12V13L216 14L217 12H216L215 10H213V11H215L216 13H214V12L212 11L213 15L216 14V16H217V17H216V16H213V15L211 16V12H209V15L211 16L212 20H215L216 18H217V20H218V19L220 18L221 15L227 17L226 20H225V18L222 16V17L224 18V20H223V18L221 17V19H222L223 22H222L221 20L219 21V22H222V27L220 26L219 29H220V31H221V29L224 30L223 32H224V34H225V31L228 30L227 27L230 25V22H232V20H231L232 18H231V17L234 15V14H232V13L229 12V9H230V8L227 10V6L230 7L229 5H232L233 0H230V1H232V2H230L229 0H224V1L221 0V1H223V2H227V1H229V2H227V3H225V4H222V6H225V7H222V8H221V6H220V4H221L222 2L219 3V4L217 3L219 0H217L216 2H215L214 0H184V1H181V0H180V1H179V0H174V1H173V0H171V1H173V2L170 1V3H167ZM213 1H214L216 4L212 3ZM154 2H155V0H154ZM159 2H160V0H159ZM161 2H162V1H161ZM208 2H210V3H208ZM141 3H142V0H141V2L139 3V5H141ZM157 3H158V2H157ZM206 3H207V6H206ZM211 3H212L213 5H212ZM228 3H229V4H228ZM230 3H231V4H230ZM155 4H156V2H155ZM168 4H170V6H168ZM227 4H228V5H227ZM157 5H158V4H157ZM159 5H163V4H160V3H159ZM210 5H212V7H213V6H214V7L212 8ZM216 5H217V6H216ZM233 5H234V4H233ZM209 6H210V8H212V9L209 10L208 12H206V10L208 9ZM218 6H220V7H218ZM167 7H165V8H167ZM205 7H207V9H206ZM232 7H233V6H232ZM150 8H151V7H150ZM153 8H154V7H153ZM210 8H209V9H210ZM223 8H226V10L228 11V12H227L228 14H227V13L225 14V11H226V10L224 11ZM205 9H206V10H205ZM220 9H222V10L224 11V13H223V11H221ZM151 11H152V8H151ZM151 11H150V14H152ZM155 11H157V10H155ZM220 11H221V13H223V14H221ZM152 12H153V11H152ZM166 12H167V13H166ZM234 12H235V10H234ZM234 12H233V13H234ZM155 13H156V12H155ZM150 14H148V15L150 16ZM161 14H164V13H161ZM220 14H221V15H220ZM139 15H140V13H138V16H139ZM218 15H220V16H218ZM228 15L230 16L229 18H228ZM231 15H232V16H231ZM154 16H157V15L155 14ZM161 16H162V15H161ZM147 17H148V16H147ZM150 17H151V16H150ZM213 17H215V18L213 19ZM154 18H157V17H153V16H152V19H154ZM207 18H209V17H207ZM230 18H231V19H230ZM148 19H149V18H148ZM209 19H210V18H209ZM209 19H208V21H209ZM159 20H160V19H159ZM210 20H211V19H210ZM217 20H216V21H217ZM233 20H234V19H233ZM183 21H184V22H183ZM216 21H215V22H216ZM225 21H227V22H226L227 24L225 23ZM154 22H156V20L153 21V23H154ZM209 22H210V21H209ZM151 23H152V22H151ZM181 24H182V25H183V24L185 25V27H184V25H183L184 28L181 27L183 30L180 28V26H182ZM228 24H229V25H228ZM232 24H234V23H232ZM153 25H154V24H153ZM153 25H152V26H153ZM225 25H226L227 27H226ZM158 26H159V25H158ZM163 26H164V25H163ZM223 26H224V28H223ZM154 28H155V27H154ZM161 28H162V27H161ZM163 28H164V27H163ZM215 28H216V27H215ZM231 28L233 29L232 26H231ZM152 29H153V28H152ZM225 29H226V30H225ZM130 30H132V27H131ZM150 30H151V29H150ZM212 30H213V31H212ZM229 30H230V29H229ZM148 31H149V30H148ZM148 31H147V32H148ZM162 31H163V30H162ZM169 31H170V33H172L171 35L169 34ZM230 31H232V30H230ZM214 32L216 33L217 31L215 30ZM226 32L228 33V31H226ZM148 33H149V32H148ZM151 33H152V32H151ZM221 33H222V32H221ZM227 33H226V34H227ZM231 33L233 34V32H231ZM235 33H236V32H235ZM158 34H159V33H158ZM160 34H161V32H160ZM163 34H165V35H163ZM213 34H214V33H213ZM216 34H217V33H216ZM224 34H222V35H224ZM229 34H230V32H229ZM229 34H228V35H229ZM242 34H243V33H242ZM242 34H241V35H242ZM149 35H150V34H149ZM222 35H221V36H222ZM218 36H219L218 38H220V35H219V34H218ZM225 36H226V35H225ZM232 36H234V35H232ZM235 36H237V33H236ZM196 37H197V38H196ZM205 37H206V38H205ZM226 37H228V36H226ZM148 38L151 39L150 37H148ZM153 38H154V35H153ZM174 38H175V36H174ZM210 38H212V37H210ZM218 38H216V40H219ZM224 38H225V37H224ZM228 38H229V37H228ZM228 38H227V39H228ZM234 38H235V37H234ZM179 39H180V37H179ZM194 39H193L191 42H193ZM198 39H199V40H198ZM204 39H205V40H204ZM221 39L223 40V37H221ZM159 40H160V41H159ZM216 40H215V41H216ZM234 40H235V39H234ZM161 41L163 42L162 44H161ZM176 41H177V38H176ZM210 41H211V39H210ZM212 41H213V39H212ZM220 41H221V40H220ZM228 41H229V40H228ZM228 41H227V43H228ZM148 42H149V40H148ZM153 42H155V39H154ZM191 42L189 41V43H191ZM200 42H198V46H197V44H196L197 42H196V40H195V43H194V44L196 45V48L194 49V51H195L197 48H199V45L201 44ZM221 42H222L223 44L225 43L224 41H221ZM221 42H220V43H221ZM235 42H236V41H235ZM182 43H180V45H184V44H182ZM206 43H208V42H206ZM210 43H211V42H210ZM215 43H216V42H214V45H215ZM222 43H221V44H222ZM192 44H193V43H192ZM194 44H193V45H194ZM203 44H205V43H203ZM203 44L200 46V48H202L203 46H207V47L209 48L208 45H203ZM231 44H233V43L230 42L229 45L231 46ZM155 45H156V42H155ZM187 45H188V43H187ZM193 45H189L190 48H191V46H193ZM195 45H194V46H195ZM212 45H213V44H211V46H212ZM214 45H213V46H214ZM216 45H217V44H216ZM224 45L226 46V44H224ZM185 46H186V44H185ZM213 46H212V47H213ZM221 46H222V45H221ZM230 46H228V47H230ZM233 46H234V44H233ZM233 46H232V47H233ZM155 47H156V46H155ZM181 47H182V46H181ZM183 47H184V46H183ZM212 47H211V50L214 48V47H213V48H212ZM215 47H216V46H215ZM218 47H220V46H218ZM157 48H158V47H157ZM161 48H163V47H161ZM161 48H160V49H157L156 53H158V50H159V53L164 52L163 50L160 51ZM185 48H187L188 50L190 49L189 47H185ZM192 48H193V47H192ZM233 48H234V47H233ZM154 49H155V48H154ZM176 49H177V50H176ZM180 49H181V48H180ZM205 49H206V50H205ZM216 49H217V48H216ZM220 49H221V47H220ZM155 50H156V49H155ZM178 50H179V51H178ZM199 50H200V52L202 51V49H199ZM223 50H224V49H223ZM226 50L228 51V50H230V48H228V49H226ZM226 50H225V51H226ZM233 50H234V49H233ZM233 50H231L232 53H233ZM176 51H177V52H176ZM190 51L193 52L192 50H190ZM215 51H216V50H215ZM154 52H155V51H154ZM195 52H196V51H195ZM200 52H199V51L196 52V53H199V54H197V56H198V55L200 56V54L202 53V52H201V53H200ZM213 52H214V51H213ZM229 52H230V51H229ZM175 53H176V55H175ZM183 53H182V55H183ZM207 53H208V54H207ZM224 53H225V52H224ZM224 53H222V54H224ZM226 53H227V52H226ZM170 54H171V55H170ZM214 54H215V53H214ZM218 54H219V53H218ZM227 54H228V53H227ZM173 55H174V58L172 57ZM189 55H191V58H192V59L189 58ZM206 55H207V56H206ZM229 55H230V54H229ZM232 55H233V54H232ZM157 56H158V54H157ZM204 56H205V57H204ZM213 56H214V55H213ZM222 56H223V55H222ZM175 57H177V58H175ZM185 57H186V56H185ZM223 57H224V56H223ZM227 57H228V56H227ZM227 57H226V55H225V59H226ZM229 57H230V56H229ZM229 57H228V59L230 60L231 58H229ZM169 58L171 59V61H170ZM220 58H222V57H220ZM155 59H156V56H155ZM161 59H162V57H161ZM199 59H200V60H199ZM234 60H235V59H234ZM151 61H152V60H151ZM157 61H160V60L158 59ZM195 61H196V60H195ZM230 61L233 62V60H230ZM193 62H194V61H193ZM156 63H155V64H156ZM213 63H214V62H213ZM173 64H175V65H174L175 67H172V66H171V65H173ZM146 65H147V63H146ZM219 65H220L221 67H219ZM149 66L151 67V64H150ZM178 66H179V67H178ZM182 66H185V65L183 64V65H181V67H182ZM210 66H211V67H210ZM142 67H143V66H142ZM145 67H146V66H145ZM216 67H217V68H216ZM147 68H148V67H147ZM182 68H184V67H182ZM182 68H181V69H182ZM239 68H240V67H239ZM178 69H177V71L180 70V69H179V70H178ZM140 70H142V69H140ZM145 70H146V69H145ZM149 70H150V69H149ZM237 70H238V69H237ZM241 70H242V69H241ZM142 72H143V70H142ZM142 72H141V73H142ZM150 72H151V71H150ZM158 72H159V74H158ZM161 73H162V74H161ZM184 73H182L181 75H184ZM233 73H234V74H233ZM144 74H145V73H144ZM146 74H148V73H146ZM150 74H151V73H149V76L154 77V76H152V75H150ZM167 74H168V75H167ZM200 74H201V75H200ZM153 75H154V74H153ZM157 75H155V77H157ZM162 75H163V77H162ZM164 75L167 76V78H169V79H166V77H165ZM193 75H195V77H197L198 79H197V78H196V79H193V78H192ZM147 76H148V75H147ZM175 76H176V75H175ZM145 77H146V76H145ZM145 77H144V78H145ZM172 77H173V76H172ZM193 77H194V76H193ZM239 77H240V76H239ZM135 78H136V76H135ZM187 78H188V80H192V79H193V81H186ZM142 79H143V78H142ZM145 79H146V78H145ZM147 79H148V78H147ZM172 79H173V78H172ZM175 79H176V78H174V80H175ZM177 79H179V78H177ZM154 80H155V78H154ZM154 80H153V81H154ZM179 80H180V79H179ZM232 80H234L235 82H233ZM146 81H147V80H146ZM162 81L164 82V83H162L163 85H161V84L159 83V82H162ZM167 81H168V82H167ZM262 81H263V80H262ZM193 82H194V83H193ZM238 82H239V81H238ZM260 82H261V81H260ZM150 83H154V82H151V79H150ZM173 83H175V84H173ZM180 83L182 84L181 87H183V91H182V89L180 88V85H181ZM236 83H237V82H236ZM263 83H264V82H263ZM263 83H262V84H263ZM138 84H139V83H138ZM179 84H180V85H179ZM251 84H252V82H251ZM147 85H149V84H147ZM260 85H261V86H260ZM136 86H137V84H136ZM155 86H157V85H155ZM263 86H264V84H263ZM143 87H145V85H144ZM150 87H151V86H150ZM153 87H154V86H153ZM153 87H151V88H153ZM260 87H261V88H260ZM138 88H137V89H138ZM146 88H147V87H146ZM146 88H144V89H146ZM149 89H150V88H149ZM149 89H147V91H148ZM158 89H159V88H157V90H158ZM163 89H162V91H163ZM189 89H190V94L188 95V91H189ZM193 89L196 90L195 93L199 94L201 97H202V95H204V96L207 98V100H206V99H205V100L208 101V102H206V103H207V104L209 103L208 106H206L207 104L204 103V105L207 107L208 112H206L207 110H206V109L204 110V107H203L202 110H204L206 113L204 112V117L202 118L201 122H198V120L196 119L198 116H200V115H199V112L196 111V112H197V115H195V110H193V111H194V115H195V117H194V116L191 115V113H190L191 110H190V111H189V115H190L191 118H192V120H191L190 117H188L189 119H187V118L184 119L183 115H185V114L182 113V111H181V109H183V108H182V105L184 104V102H185V104H188V103L186 102V100H182V98L180 99V98H179V97H180L179 94H180V95H181V94H184V95H185V93H186L188 96H191V97H192L191 93H192ZM260 89H261V90L263 89V90L261 91ZM133 90H134V89H133ZM191 90H192V91H191ZM209 90H210V91H209ZM147 91H145V92H147ZM180 91H182V92L179 93ZM138 92H140V91H138ZM150 92H151V91H150ZM243 92H244V93H243ZM168 93H169V92H168ZM146 94H147V93H146ZM151 94H149V95L151 96ZM192 94H194V93H192ZM210 94H212V95H210ZM242 94H243V95L245 94V95H244L243 97H241ZM140 95H141L142 97H140ZM199 95H198V96H199ZM130 96L132 97V95H130ZM130 96H129V97H130ZM145 96H147V95H145ZM150 96H149V97L147 96V98H150ZM158 96H159V97H158ZM161 96H162V97H161ZM182 96H183V95H181V97H182ZM198 96H196V94H194L193 97H195V101L197 100ZM200 96H199V97H200ZM210 96H211V97H210ZM234 96H235V98H234ZM127 97H128V96H126V98H127ZM183 97L186 98V96H183ZM191 97H188L187 100H189V98L191 99ZM238 97H239V98L241 97V98H240V99H237ZM133 98L135 99L134 96H133ZM157 98H161L162 100H161V99H159V100H161V102H163V103H162V104H159V100H158ZM123 99H124V98H122V100H123ZM130 99H131V98H130ZM130 99L128 98L127 100L129 101ZM134 99H133V103H134V101L136 100V99H135V100H134ZM155 99H157V100H155ZM183 99H184V98H183ZM122 100H121V101H122ZM191 100H192V99H191ZM191 100H189L190 103H191ZM193 100H194V98H193ZM210 100H211V99H210ZM123 101H124V100H123ZM123 101H122V104L125 103V107H126V106L128 107L129 104L126 105L128 102L126 103V100H125L124 103H123ZM138 101H139V102H138ZM145 101H147V100H145ZM156 101H157V105H158V106L160 105L158 108L156 107V106H157V105H156ZM198 101H199V102L201 101V103L204 102V101H202V98H201L200 100H198ZM253 101H254V102H253ZM131 102H132V100H131ZM161 102H160V103H161ZM196 102H197V101H196ZM199 102H198V103H199ZM217 102H216L215 104H217ZM262 103H263V102H262ZM122 104H121V107H122ZM140 104H141V103H140ZM146 104H147V105H146ZM202 104H203V103H202ZM221 104H220V105H221ZM263 104H264V103H263ZM132 105L134 106V104H132ZM145 105H146V106H145ZM188 105H190V104H188ZM191 105H193V104H191ZM195 105H196V104L194 103V107H193V106H192V107L195 108ZM184 106H185V105H184ZM186 106H187V105H186ZM196 106H197V105H196ZM200 106H201V105H200ZM213 106H212L211 108H213ZM224 106H226V105H223L222 107H224ZM248 106H249V107H248ZM257 106H259V105H257ZM123 107H124V105H123ZM125 107H124L123 109L121 108V109L123 110V113H124V112L126 113V111H127V110L124 111ZM130 107H131V105H130ZM130 107H129V108H130ZM144 107H145V110L142 109V108H144ZM163 107H164V106H163ZM216 107H218V105L215 106V108H216ZM129 108H127V109H129ZM150 108H151V109H150ZM156 108H157V109H156ZM161 108H162V109H161ZM193 108H191V106H190V108H188V110H189V109H193ZM198 108H200L199 110H201V107H198ZM220 108H221V106H220ZM258 108H259V107H258ZM261 108H262V107H261ZM130 109H132V107H131ZM136 109H135V110H136ZM165 109H166V108H165ZM195 109H196V108H195ZM218 109H219V107H218ZM222 109H223V108H222ZM254 109H255V108H254ZM122 110H120V111H122ZM135 110H134V111H135ZM168 110H170V111L168 112ZM185 110H186V109H184V111H185ZM188 110L185 111L186 114H188ZM219 110H221V109H219ZM246 110H247V109H246ZM246 110H245V111H246ZM261 110H262V109H261ZM130 111H131V110H130ZM136 111H139V110H136ZM180 111H181V112H180ZM215 111L218 112V110H216V109H215ZM229 111L227 110L228 114H229ZM231 111H230V112H231ZM131 112H132V111H131ZM146 112H147V111H146ZM152 112H153V110H152ZM167 112H168V114H167ZM179 112H180V113H179ZM236 112H235V113H236ZM252 112H253V111H252ZM262 112H264V108H263ZM121 113H122V112H121ZM134 113H136V112H134ZM149 113H148V114H149ZM178 113H179V114H178ZM200 113H201V112H200ZM225 113H226V112H225ZM250 113H251V112H250ZM259 113H260V112L258 111V114H259ZM130 114H132V113H130ZM136 114H137V117H138V116L141 117V115H144V112L141 113V111H140L139 114H141V115H139L138 112H137ZM146 114H147V113H146ZM162 114H164V115H162ZM166 114H167V116H166ZM172 114H173V115H176V119H175V117H173ZM182 114H183V115H182ZM192 114H193V113H192ZM202 114H203V112H202ZM226 114H227V113H226ZM246 114H247V113H246ZM254 114H255V113H254ZM121 115H122V114H121ZM177 115H178V117H177ZM224 115H225V114H224ZM232 115H233V114H232ZM237 115H238V114H237ZM239 115H240V114H239ZM241 115H242V114H241ZM241 115H240V116H241ZM248 115H249V112H248ZM263 115H264V113H263ZM263 115H262V118H261V119H260V117H259V120H261V121H258V123L256 122V123L253 124V123H251V122H252V121H251V122L247 123L248 125H246V123H244V122H241V121H240V118H239V119L237 118V117H240V116H236V114H235L236 117L234 116V117L231 118L229 124H225V123H224L225 120H223V119L221 118V119L224 121V122L222 121V123H224L225 126L228 125V127L226 126L227 128L224 127V126H222V125H224V124L220 125L221 120H218V122L220 121L219 124H218L217 121H216L217 123L215 124V125L218 124L219 129L216 128V127H214V126L212 125L213 123L210 122V123H211L210 125L213 126V127L210 128L211 131H210L209 128H208L209 130L206 129V131H208V132H209V131L212 132L214 129H215V130L218 129L219 131L217 130V135L215 134V137L213 136V133H216V131H213V132L211 133L212 135H211L210 132H209V135H208V137H209V144H208V145H209V148L206 146V143H205V144H204L205 146L202 144V145H203L202 150L204 149V147H207V148H208V149H207L208 151H209L210 148H211V150H213V151L210 150V151L208 152L207 150H203L204 152H202V153L204 154V153L207 152V154H204V156H203V154H201L202 158H203V159L206 158V159H204V160H207V157H208V156H211V155L214 156V155L218 154L217 151H221V149L223 150V147H224L225 145L230 144V142H232L231 139L234 138L235 134H236V133L239 134L238 131H239V132L241 131V133L243 134L242 131L248 130V131H250V134L252 135V136H249V138H248V139H250V138L252 137V138H251L252 141H251V139H250V141L248 140L249 142H252V145H253L252 148H254V149H255V148H260L261 151L263 152V153L261 154V156L258 157V160H257V158H256V160L260 163L261 161L259 160V158L261 159V157H262L263 154H264V139H263V137H262V135H264V134L261 133L262 131L260 132V130H263V132H264V129H263V128H264V116H263ZM128 116H129V115H128ZM131 116H133V115H131ZM147 116H149V115H147ZM163 116H164V117H163ZM181 116H180V117H181ZM187 116H188V115H187ZM187 116H185V117H187ZM210 116H212V117H210ZM218 116H219V115H218ZM227 116H228V115H227ZM246 116H247V115H246ZM249 116H250V115H249ZM122 117H125V116H122ZM159 117H160V116H159ZM193 117L195 118V120H194L195 122L193 121V119H194ZM201 117H202V116H201ZM209 117H210V119H209ZM224 117H226V116H224ZM229 117H230V116H229ZM128 118H129V117H128ZM130 118H131V117H130ZM132 118H134V117H132ZM164 118H165V119H164ZM198 118H199V117H198ZM211 118H212V119H211ZM218 118H219V117H218ZM218 118H217V116H216V120H217ZM251 118H252V117H251ZM257 118H258V117H257ZM257 118H256V119H257ZM136 119H137V118H136ZM138 119H139V118H138ZM169 119H170V120H169ZM208 119H209V120H208ZM225 119H226V118H225ZM254 119H255V118H254ZM126 120H127V119H126ZM128 120H129V119H128ZM128 120H127V121H128ZM132 120H133V119H131V121H132ZM134 120H135V119H134ZM168 120H169V121H168ZM196 120H197V121H196ZM199 120H200V119H199ZM214 120H215V119H214ZM226 120H227V119H226ZM238 120H239V121H238ZM244 120H245V119H244ZM127 121H126V123H125L126 125H127ZM138 121H139V120H137V123H138ZM141 121H143V120H141ZM141 121H140V123H141V124L144 123V125H145V122L142 123ZM145 121H146V120H145ZM153 121H154V120H153ZM158 121H159V122H158ZM179 121H180V122H179ZM190 121H191V122L193 121L192 123H194V125H196V122L200 123V125H201L200 127L197 125V127H199L197 132H198V134L201 133V136L197 135L198 137H196V134H197V133L195 132V133H196V134L194 135L195 140H194V137H193V133H194V131H192V130H195V126L193 127V126H192V123H190ZM235 121H236V122H235ZM237 121H238V122H237ZM122 122H123V120H122ZM122 122H121V123H122ZM157 122H158V123H157ZM162 122H163V123H162ZM247 122H248V121H247ZM253 122H254V121H253ZM121 123H119V124H121ZM161 123H162V124H161ZM164 123H165V124H164ZM201 123H202V124H201ZM128 124H129V123H128ZM131 124H132V123H131ZM133 124H136V123L133 122ZM151 124H152V125H151ZM153 124H154V125H153ZM190 124H191V125H190ZM122 125H123V123H122ZM150 125H151V128H152V127H155V128H156L155 122H153V123L151 122ZM150 125H149V126H150ZM182 125H183V126H182ZM170 126H171L172 128H171ZM189 126H192V128H194V129L190 128ZM118 127H119V126H118ZM121 127H122V126H121ZM131 127H134V125H131ZM135 127H136V125H135ZM147 127H148V126H147ZM169 127H170L171 129H169ZM197 127H196V128H197ZM208 127H210V126H208ZM223 127L226 128V129H223ZM138 128H139V126H138ZM148 128H149V127H148ZM151 128H149V130L154 129L153 131H154V133L156 132L157 135L152 134V133H151L152 131H151L150 133H147L148 137H149V134H151L149 138H152V136L154 137V135H155V137H156V136H159L160 133H159L158 131H155L157 128H156V129H155V128H152V129H151ZM183 128H184V129H183ZM187 128H188V130H187V133H188V134L190 133L189 130L192 129V130H191L192 133H190V134H192V137H193L192 140H190V138H189L190 134H189V136H188V135L186 136L187 133H186L185 130H186ZM189 128H190V129H189ZM212 128H213V130H212ZM134 129H135V128H134ZM140 129H141V128H140ZM142 129H143V128H142ZM142 129H141V131H142ZM145 129H146V128H144L143 130H145ZM220 129H222L223 132L220 131ZM118 130H119V128H118ZM122 130H123V128H122ZM122 130H120V131H122ZM128 130H129V128H128ZM128 130H127V131L125 130V132L127 133ZM146 130H147V129H146ZM115 131H116V130H115ZM129 131H130V130H129ZM131 131H133V129H132ZM135 131H136V130H135ZM180 131L183 132L184 134L181 133ZM234 131H235V132H234ZM113 132H114V131H113ZM143 132H144V131H143ZM157 132H158V133H157ZM219 132H220V134H218ZM259 132H260V133H259ZM114 133H116V132H114ZM130 133H132V132H130ZM137 133H139V130H138ZM141 133H142V132H141ZM178 133H179V134H178ZM233 133H235V134H233ZM108 134H109V133H108ZM111 134H112V133H111ZM139 134H140V133H139ZM139 134H138V135H139ZM143 134H144V133H143ZM161 134H160V137H161ZM181 134L183 135V137L180 138V135H181ZM204 134H205V133H204ZM206 134H208V133H206ZM237 134H236V135H237ZM247 134H248V133H247V131H246V134H244V135L246 136ZM259 134H260V135H259ZM261 134H262V135H261ZM113 135H114V134H113ZM119 135H120V134H119ZM125 135H127V134H125ZM178 135H179V137H178ZM184 135L187 137L186 139L184 138V137H185ZM218 135H219V136H218ZM111 136H112V135H110V137H111ZM114 136H115V135H114ZM116 136H117V135H116ZM128 136H130V135H128ZM133 136H135V135H133ZM139 136H140V135H139ZM139 136H138V137H139ZM206 136H207V135H206ZM210 136L214 137V139H212V140H215V141H212L213 144H211V142H210V140H211V138H212V137H210ZM216 136H218V137H216ZM230 136H231V137H230ZM239 136H240V135H239ZM245 136H244V137H245ZM258 136H259V137H258ZM260 136H261V137H260ZM141 137H142V136H141ZM167 137H168V139L166 140ZM229 137H230L231 139H229ZM241 137H242V136H240V138H241ZM247 137H248V135H247ZM247 137H246V138H247ZM122 138H123V136H122ZM124 138H125V137H124ZM124 138H123V140H124ZM143 138H144V137H143ZM149 138H148V139H149ZM178 138H180V139H178ZM206 138H207V137H206ZM206 138H205V140H208V138H207V139H206ZM236 138H237V137H235V140H236ZM246 138H245V139H246ZM119 139L121 140V138H119ZM158 139H161V138H158ZM158 139H155V140L153 139V140L155 141V143L152 142V144H156V140H158ZM199 139H198V141H199ZM238 139H239V138H238ZM242 139H243V138H242ZM242 139H240L239 141H241ZM245 139H244V141H245ZM133 140H134V138H133ZM137 140H138V139H137ZM137 140H136V141H137ZM145 140H147V139H145ZM168 140H170V141H169V142H166V141H168ZM200 140H201V139H200ZM228 140H230V141H228ZM130 141H131V139H130ZM143 141H144V139H143ZM147 141H149V140H147ZM150 141H152V139H150ZM192 141H194L195 144H193L194 142L191 143ZM239 141H237V143H239ZM246 141H247V140H246ZM124 142H125V141H123V143H124ZM128 142H129V141H128ZM128 142H126L125 144L127 145ZM205 142H206V141H205ZM130 143H131V142H130ZM134 143H135V142H134ZM147 143H148V142H147ZM149 143H150V142H149ZM149 143H148V145H149ZM159 143H160V144H159ZM190 143H191V147H193V148L195 147V148H196V149H195L196 151H194V149L192 150V148L189 146ZM203 143H204V141H203ZM232 143H233V142H232ZM243 143H245V142H243ZM243 143H241V144H243ZM128 144H129V143H128ZM136 144H137V143H136ZM150 144H151V143H150ZM152 144H151V145H152ZM198 144L200 145V143H198ZM248 144H249V143H248ZM193 145H194V146H193ZM210 145H211V147H210ZM233 145H236V144H233ZM243 145H244V144H243ZM243 145H242V146H243ZM250 145H251V143L249 144L248 147H247V144L245 145V147H247L246 150L251 148ZM252 145H251V146H252ZM118 146L120 147V145H118ZM152 146H153V145H152ZM228 146H229V145H228ZM230 146H231V144H230ZM125 147H126V146H124L123 148L121 147V148L124 149ZM134 147H135V146H134ZM137 147H138V145H137ZM143 147H145V146H143ZM225 147H226V146H225ZM225 147H224V148H225ZM243 147H244V146H243ZM127 148H128V147H127ZM129 148H130V147H129ZM132 148H133V147H132ZM153 148H154V147H153ZM160 148H164V149H160ZM228 148H229V147H228ZM232 148H233V146H232L230 149L233 150ZM240 148H241V146H240ZM240 148H238V146H237V149H236V150H238V149L240 150ZM252 148L250 149V151L252 150ZM135 149H136V148H135ZM135 149H134V150H135ZM142 149L146 151V149H144V148H142ZM147 149H148V148H147ZM150 149H151V148H149V150H150ZM172 149H173V152H172ZM219 149H220V150H219ZM242 149H243V148H242ZM254 149H253L254 152L252 151L253 153H255V152L260 153V150H259V149H258V150L255 149V150H257V151H255ZM120 150H121V149H120ZM127 150H128V149H127ZM132 150H133V149H132ZM132 150H131V152H132ZM166 150H167V151H166ZM231 150H230V151H231ZM234 150H235V148H234ZM234 150H233V151H234ZM243 150H244V149H243ZM121 151H123V150H121ZM129 151H130V149H129ZM135 151H136V150H135ZM152 151H153V150H152ZM154 151H155V150H154ZM205 151H206V152H205ZM224 151H225V150H224ZM227 151H228V152H227V153L225 152V153H226L227 155H229V154H228V153H229V149H228ZM250 151H249V153H250V155H251V152H250ZM119 152H120V151H119ZM141 152H142V151H141ZM133 153H134V151H133ZM143 153H144V152H143ZM143 153H142V154H143ZM146 153H147L148 156H150V154H151L150 152H149L150 154H148V151H147ZM225 153H222V154H225ZM231 153H232V151H231ZM231 153H230V154H231ZM233 153H237V151H236V152H233ZM246 153H248V152H246ZM249 153L247 154L248 156H249ZM134 154H135V153H134ZM139 154H140V153H139ZM189 154H190V155H189ZM210 154H211V155H210ZM241 154H242V153H241ZM136 155H138V154H136ZM143 155H144V154H143ZM153 155H152V156H153ZM186 155H187L188 158L186 157ZM199 155H200V154H199ZM205 155H206V156H205ZM218 155H219V154H218ZM236 155H238V154H236ZM252 155H253V154H252ZM252 155L249 156V157H247V158H248L247 160H249L250 157H253ZM256 155H257V154L255 153V156H256ZM258 155H259V154H258ZM138 156H139V155H138ZM154 156H153V157H150V158L153 159ZM179 156H180V158H179ZM181 156H184L185 158H184V157L181 158ZM189 156H190V157H189ZM212 156H211V157H212ZM229 156H230V155H229ZM238 156H239V155H238ZM238 156H237V158H238ZM255 156H254V157H255ZM135 157H136V156H135ZM135 157H134V155H133V158H135ZM141 157H142V155H141ZM220 157H222V156H220ZM226 157H227V156H226ZM226 157H225V159H226ZM240 157H242V155H241ZM243 157H244V158L246 157V154H245V153H244V156H243ZM138 158H140V157H138ZM144 158H145V157H144ZM156 158H155V159H156ZM178 158H179V159H178ZM194 158H195V157H194ZM197 158H198V157H196L195 161L197 160ZM202 158H201L200 156H199V158H198V161L200 162L199 165H198V167H200V170H199V169H196L197 171H198V170L201 171V167H203V165L200 166V164H201V162H202V161H201ZM217 158H218V157H217ZM244 158H243V159H244ZM140 159H141L142 161L144 160L143 158H140ZM177 159H178L180 162H179ZM182 159H183V162L181 163ZM184 159H185V160H184ZM209 159H210V158L208 157V161H209ZM239 159H242V158H238V160H239ZM245 159H246V158H245ZM245 159H244V160H245ZM135 160H136V159H135ZM137 160H139V159H137ZM137 160H136V161H137ZM145 160H146V158H145ZM204 160H203V162H202L203 164H204V162H205ZM211 160H212V159H211ZM213 160H214V159H213ZM219 160H220V159H218V161H219ZM222 160H223V159H222ZM222 160H221V162H222ZM233 160H234V159H233ZM233 160H232V161H233ZM238 160H237V161H238ZM256 160H255V161H256ZM132 161H134V159H132L131 162H132ZM139 161H140V160H139ZM147 161H149V160H147ZM177 161H178V162H177ZM208 161H206V162H208ZM223 161H224V160H223ZM227 161H228V160H227ZM250 161H251V160H250ZM76 162H77V161H76ZM128 162L130 163V161H128ZM149 162H150V161H149ZM152 162H153V161H152ZM152 162H151V163H152ZM163 162H164V161H163ZM187 162H189V160H187ZM191 162H189V163H191ZM229 162H231V160H229ZM239 162L241 163L240 160H239ZM239 162L237 163L238 165H239ZM251 162H252V161H251ZM253 162H254V161H253ZM262 162H263V164H261V166L264 165L263 158H262ZM132 163H133V162H132ZM135 163H136V162H135ZM141 163H142V162H141ZM151 163H150V165H153V164H151ZM156 163H157V162H156ZM183 163H184V164H183ZM196 163H198V162L196 161ZM214 163H215V162H214ZM222 163H223V162H222ZM234 163H235V162H234ZM247 163H248V162H247ZM259 163H256L258 168H260V166H258ZM75 164H76V163H75ZM130 164H131V163H130ZM157 164H158V163H157ZM157 164H156V165H157ZM178 164L181 165V166H179ZM182 164H183V165H182ZM185 164H186L187 166H184ZM191 164H192V163H191ZM228 164H229V163H228ZM232 164H233V162H232ZM73 165H74V164H73ZM77 165H78V164H77ZM136 165H137V164H136ZM136 165H135V166H136ZM139 165H140V164H139ZM143 165H144V164H143ZM143 165L141 164L140 167L146 169L145 167H147L148 164L146 165V163H145V165H146L145 167H144ZM150 165H149L148 168L151 169ZM156 165H155V168H156ZM169 165H170V163H169ZM171 165H170V166H171ZM175 165H178V166L175 167ZM206 165H207V163H206ZM226 165H227V164H226ZM229 165H231V164H229ZM233 165H234V164H233ZM233 165H231V167H233V169H234L235 166L237 167V165H235V166H233ZM245 165H246V164H245ZM247 165H248V164H247ZM158 166H159V165H157V167H158ZM255 166H256V165H255ZM75 167H76V165H75ZM195 167L198 168V167L196 166V164H195ZM226 167H227V166H226ZM239 167H240V165H239ZM241 167H242V169L244 168L243 166H241ZM245 167H246V166H245ZM248 167H249V166H248ZM263 167H264V166H263ZM152 168H154V167L152 166ZM158 168H159V167H158ZM158 168H156L155 170H157ZM177 168H176V169H177ZM189 168L192 169V166L189 167ZM189 168H187V170H188ZM203 168H205V167H203ZM203 168H202V171H203ZM250 168H251V167H250ZM253 168H254V166H253ZM76 169H77V168H76ZM137 169H138V167H137ZM139 169H140V168H139ZM139 169H138V170H139ZM150 169H149V172H150ZM171 169H172V168H171ZM178 169H177V171H178V173H179V170H178ZM206 169H207V168H206ZM224 169H226V168H224ZM229 169H232V168H230V166H229ZM229 169H228V170H229ZM233 169H232V170H233ZM236 169H238V167H237ZM261 169H262V167H261ZM263 169H264V168H263ZM147 170H148V169H147ZM166 170H167V168H166ZM166 170H163V171L165 172ZM168 170H169V169H168ZM196 170H194V172H195ZM248 170H249V169H248ZM251 170H252V169H251ZM251 170H250V172H251ZM254 170H255V169H254ZM259 170H260V169H259ZM259 170L257 171L258 173L260 172ZM76 171H77V170H76ZM141 171H143V173L146 172L145 175L148 174V173H147L148 171L140 170V173H141ZM153 171H154V170H153ZM188 171H189V170H188ZM192 171H193V169L191 170V172H192ZM209 171H210V170H208L207 172L209 173ZM244 171H245V170H244ZM255 171H256V170H255ZM155 172H156V171H155ZM158 172H159V171H158ZM158 172H157V173H158ZM166 172H167V171H166ZM170 172H171V171H170ZM191 172L189 171L188 173L191 174ZM205 172H206V171H205ZM230 172H232V171H230ZM230 172H228V175H231V174H229ZM237 172H238V170H237ZM240 172H241V170H240ZM242 172H243V171H242ZM252 172H253V171H252ZM252 172H251V173H252ZM143 173H142V175H144ZM173 173H172V174H173ZM178 173H176V174L174 173L175 175H174V174H173V175L176 176V175H178ZM188 173H187V174H188ZM196 173H197V172H196ZM196 173H195V174H196ZM200 173H201V172H200ZM225 173H226V172H225ZM225 173H224V176H225ZM235 173H236V172H235ZM244 173H246V174L248 173V175H249V172H248V171H247V172L245 171ZM251 173H250V175L248 176V177H250V178L253 177V176H251ZM261 173H262V170H261ZM158 174H159V173H158ZM161 174H163L162 170H161ZM193 174H194V173H193ZM201 174H202V173H201ZM211 174H212V173H211ZM226 174H227V173H226ZM238 174H239V173H236V176H238ZM240 174L243 175V173H240ZM240 174H239V177L241 178L242 175L240 176ZM256 174H257V173H256ZM256 174H255V175H256ZM137 175L140 176L139 174H137ZM142 175H141V178H142ZM149 175H151V174H148L147 176H149ZM153 175H154V174H153ZM156 175H157V174H156ZM159 175H160V174H159ZM159 175L157 176V179H158ZM167 175H168V174H167ZM191 175H192V174H191ZM196 175H197V174H196ZM196 175H195V176H196ZM203 175H205L204 172H203ZM228 175H227V176H228ZM233 175H234V174H233ZM233 175H232V176H233ZM244 175H245V174H244ZM261 175L263 176V174H261ZM138 176H136V178H137L136 180L140 179V178H138ZM170 176H172V175L169 174V176H167V177L165 176V179H169L168 177H170ZM193 176H194V175H193ZM197 176H198V175H197ZM201 176H202V175H201ZM212 176H213V175H212ZM224 176H223V177H224ZM234 176H235V175H234ZM234 176H233V177H234ZM236 176H235V177H236ZM258 176H259V175H258ZM149 177H151V176H149ZM163 177H164V175H163ZM190 177H191V176H190ZM199 177H200V175H199ZM208 177L210 178L211 176H209V174H208ZM213 177H215V176H213ZM242 177H243V176H242ZM244 177L246 178V176H244ZM244 177H243V178H244ZM146 178H147V177H146ZM154 178H156V177H154ZM159 178H160V177H159ZM192 178H193V177H192ZM195 178H196V177H195ZM197 178H198V177H197ZM202 178H204V177L202 176ZM202 178H201V179H202ZM225 178H226V177H225ZM237 178H238V177H237ZM240 178L237 179V182H239V181L241 180ZM245 178H244V179H245ZM258 178H259V177H258ZM260 178H261V177H260ZM262 178H263V177H262ZM144 179H145V178H144ZM144 179H143V180H144ZM148 179H149V178H148ZM165 179H164V180H165ZM174 179H176V178L174 177ZM174 179H173V177H171V180H173V181H171V182H174ZM185 179H183V181H184ZM189 179H190V178H189ZM189 179H188V180H189ZM213 179H214V178H213ZM220 179H221V178H220ZM223 179H224V178H223ZM228 179H230L229 176H228ZM228 179H227V180H228ZM239 179H240V180H239ZM247 179H248V178H247ZM247 179H246V180H247ZM252 179H255V178L253 177ZM140 180H141V179H140ZM140 180H139V181H140ZM155 180H156V179H155ZM155 180H154V181H155ZM161 180H163V178H162ZM164 180H163V182L161 181V184H162V183H165V184H162V185H161V186H163V188L167 187V186H164V185H167L166 182H164ZM177 180H180V179L177 178ZM197 180H198V179H197ZM199 180H200V179H199ZM204 180H205V179H204ZM207 180L209 181V179H206V180H205V181H206L205 185L207 184ZM214 180H215V179H214ZM218 180H219V179H217V182H218ZM235 180H236V178H235ZM246 180H245V182H246ZM260 180H261V179H260ZM263 180H264V179H262L261 181L263 182ZM165 181H166V180H165ZM190 181H191V179H190ZM195 181H196V180H195ZM211 181H212V179H211ZM223 181H224V180H223ZM231 181H232V180H231ZM255 181L257 182L258 180L256 179ZM255 181H254V182H255ZM261 181H258V183H262ZM105 182H107V181L105 180ZM141 182L143 183V181H141ZM152 182H153V180L151 179V183H152ZM157 182H158V181H157ZM167 182H168V181H167ZM187 182H188V181H187ZM191 182H193V181H191ZM191 182H190V183H191ZM213 182H215V181H213ZM221 182H222V181H221ZM226 182H227V181H226ZM228 182H229V181H228ZM243 182H244V181H243ZM243 182H242V184H243ZM249 182H250V181H249ZM107 183H108V182H107ZM155 183H156V182H155ZM155 183H154V184H155ZM168 183H169V182H168ZM177 183H178V182H177ZM181 183H182V181H180V184H181ZM190 183H189V184H190ZM202 183H204V182L202 181ZM209 183H210V181L208 182V184H209ZM215 183H216V182H215ZM215 183H214V184H215ZM152 184H153V183H152ZM159 184H160V183H159ZM186 184H188V183H185V185H186ZM193 184H195V182H193ZM198 184H199V183H198ZM198 184H196V185H198ZM200 184H201V183H200ZM208 184H207V186H209L211 183H210L209 185H208ZM212 184H213V183H212ZM216 184H218V185L221 184L220 186H218V187L221 188V186H223L222 184H224V183H220V181H219V183H216ZM216 184H215V185H216ZM226 184H227V183H226ZM230 184H231V182H230ZM235 184L237 185L238 183H235ZM246 184H247V183H246ZM252 184H253V183H252ZM254 184H255V183H254ZM136 185H137V184H136ZM156 185H157V183H156ZM169 185H170V184H169ZM169 185H168V187H169ZM175 185H176V184H175ZM178 185H179V184H178ZM178 185H177V186H178ZM196 185H195V187H193V189H192V188H191V189L194 190V188H196ZM205 185L203 184L202 186L205 187ZM236 185H235V186H236ZM239 185H241V184L239 183ZM239 185H238V187H239ZM248 185H249V184H248ZM258 185H259V184H258ZM258 185H257V183H256V186H258ZM261 185H262V184H261ZM263 185H264V183H263ZM109 186H110V185H109ZM153 186H154V185H153ZM158 186H159V185H158ZM158 186H156V187H158ZM183 186H184V185H183ZM193 186H194V185H193ZM200 186H201V185H200ZM207 186H206V188H207ZM212 186H214V185H212ZM212 186H211V187H212ZM228 186H229V185H228ZM230 186H232V185H230ZM235 186L232 187V188H234V189H232L233 191L230 190L231 187H229L230 189H227V188H226V189L228 190V192L231 191V192L229 193V195H230L231 193L234 192V190H235V188H236ZM251 186L254 187L253 185H251ZM256 186H255V187H256ZM259 186H260V185H259ZM105 187H106V186H105ZM171 187H173L172 184H171ZM175 187H176V186H175ZM179 187H180V186L176 187L177 189L174 188L173 191L176 190V192H177V190H178ZM181 187H182V186H181ZM190 187H192V185H190ZM204 187H203L202 189H204ZM211 187L209 186L210 189H211ZM218 187H217V188H218ZM226 187H227V186H226ZM238 187H237L236 189H238ZM113 188H114V187H113ZM163 188H162V189H163ZM184 188H188V186H187V187H184ZM198 188H199V187H198ZM198 188H196L195 191H196ZM220 188L217 189V190H216V188H215V189H212L213 191L211 192V194H212L213 192H215V191H216V193H218L217 191L220 190ZM222 188H224V186H223ZM243 188H244V187H243ZM243 188H241V190H242ZM245 188H246V187H245ZM245 188H244V189H245ZM248 188H249V187H248ZM109 189H111V188H109ZM135 189H136V188H135ZM135 189H134V192L136 191ZM179 189H180V188H179ZM181 189H183V188H181ZM200 189H201V188H200ZM250 189H252V188H249V190H250ZM263 189H264V187H263ZM107 190H108V189H107ZM107 190H106V191H107ZM111 190H112V189H111ZM137 190H139L138 187H137ZM155 190H156V189H155ZM158 190H159V188H158ZM166 190H167V188H166ZM171 190H172V189H171ZM207 190H208V188H207L205 191L207 192ZM222 190H223V189H222ZM224 190H225V189H224ZM227 190H225V192H226ZM113 191H114V190H113ZM163 191L166 192L165 189H163ZM173 191H171V192H173ZM182 191L184 192V189H183ZM182 191H179V192L181 193ZM195 191H194V192H195ZM198 191H200V190L198 189ZM205 191L203 190V192L205 193L204 195H206V192H205ZM208 191H209V190H208ZM220 191H221V190H220ZM250 191L252 192L253 190H250ZM250 191H249V192H250ZM256 191H257V190H256ZM262 191H263V193H264V190H262V188H261V189L259 188V192H258V193L260 194V193H262ZM109 192H111V191H109ZM137 192H138V191H137ZM153 192H155V191H153ZM156 192H157V191H156ZM159 192H160V191H159ZM168 192H169V191H168ZM168 192H167V194L172 198V199H170V200H171V201L174 200V197H176L175 195H176L177 193H176V192L171 193V194H173V195H174V193H176V194L174 195V197H172V195L169 194L170 192H169V193H168ZM179 192H178V193H179ZM192 192H193V191H192ZM203 192L200 191V193H202V194H203ZM228 192H227V193H228ZM254 192H255V191H254ZM112 193H113V192H112ZM128 193H129V192H128ZM135 193H136V192H135ZM209 193H210V192H209ZM216 193H214V194H215V195L213 196L214 199H212V198L210 197V200L212 199V200L215 201V202L213 201L214 203H216V199H217V198L215 197V196H217ZM220 193H221V192H220ZM237 193H239V189H238V192H237ZM240 193H241V192H240ZM240 193H239V194H240ZM243 193H244V190H243ZM252 193H253V192H252ZM154 194H156V193H154ZM195 194H198V193L195 192ZM195 194H194V195H195ZM202 194H199V196L202 195ZM234 194H235V192H234ZM241 194H242V193H241ZM244 194H247V196H248V192H246V193H244ZM244 194H243V195H244ZM249 194L251 195V193H249ZM108 195H109V194H107V196H108ZM163 195H165V194H163ZM168 195H166V196H168ZM184 195H185V194L183 193L182 195L179 194L178 196H181V197L183 196V197H185ZM207 195H209V194L207 193ZM212 195H213V194H212ZM218 195H219V196H218V199H219V198H222V197L220 196V194H218ZM256 195H257V193H256ZM256 195L253 197V198H254V201H255V198L258 199V198L256 197ZM261 195H262V194H261ZM261 195H259V197H261ZM118 196H119V194H118ZM150 196H151V195H150ZM169 196H168V197H169ZM178 196H177V197H178ZM196 196H198V195H196ZM196 196H195V197H196ZM199 196H198L197 198H199ZM222 196H223V195H222ZM233 196H234V195H233ZM239 196H240V195H239ZM110 197H111V196H110ZM122 197H123V196H122ZM151 197H152V196H151ZM155 197H156V196H155ZM155 197H154V198H155ZM181 197H179V199H180ZM192 197H193V196H192ZM195 197H194V200H195ZM205 197H206V196H205ZM231 197H232V196H231ZM231 197H229V199H231ZM237 197H238V196H237ZM240 197H241V196H240ZM114 198H115V197H114ZM162 198H163V196L161 195V199H162ZM165 198H167V197H165ZM201 198H202V197H200V199H201ZM207 198H208V197H207ZM207 198H206V200H207ZM224 198H225V197H224ZM227 198H228V197H227ZM232 198H233V197H232ZM234 198H235V197H234ZM245 198H246V197H244L243 199H245ZM248 198H250V197L248 196V197L246 198V199L249 201ZM253 198H252V199H253ZM168 199H169V198H168ZM182 199H183V198H182ZM208 199H209V198H208ZM218 199H217V200H218ZM222 199H223V198H222ZM229 199H228V201H229ZM240 199H241V198H238V200H239L238 202H240ZM246 199H245V201H247ZM263 199H264V195H263ZM104 200H105V198H103V201H102V202H104ZM107 200H108V199H107ZM116 200H118V199H116ZM158 200H160V196H159V199H158ZM175 200H176V199H175ZM175 200H174V201H175ZM194 200H193V199H192V200L190 199L189 201H191L192 204H193V201H194ZM196 200H197V202H198L199 199H196ZM203 200H204V199H203ZM206 200H205V201H206ZM220 200H221V199H220ZM220 200H219V201H220ZM112 201H114V200H112ZM120 201H121V200H120ZM160 201H161V200H160ZM166 201H168V200H166ZM171 201H170V202H171ZM174 201H173V202H174ZM176 201H177V200H176ZM176 201H175V204H176ZM187 201H188V200H187ZM199 201H201V200H199ZM223 201H224V200H222V205H223ZM228 201L225 200V202H228ZM231 201H232V200H231ZM250 201H251V199H250ZM106 202H108V201H106ZM118 202H119V201H118ZM118 202H117V204H118ZM164 202H165V201H164ZM164 202H162V203H164ZM183 202H184V201H183ZM195 202H196V201H195ZM197 202L194 203V204L199 205V202H198V203H197ZM213 202H211V203H213ZM233 202H234V201H232V203H233ZM243 202H244V200H243ZM179 203H182V202H179ZM179 203L177 202V204H179ZM188 203H189V202H188ZM188 203H186V204H188ZM203 203H204V201H203ZM228 203H229V202H228ZM228 203H227V204H228ZM235 203H236V202H235ZM235 203H233V204H235ZM248 203L250 204V202H248ZM252 203H253V202H252ZM104 204H105V203H103L102 205H104ZM113 204H114V202H113ZM115 204H116V203H115ZM168 204H169V203H168ZM190 204H191V203H189L188 205L190 206ZM206 204H207V203H206ZM216 204H217V203H216ZM216 204H215V206H216ZM218 204H220V202H219ZM230 204H231V203H229V205H230ZM249 204H248V205H249ZM106 205H107V204H106ZM110 205H111V206H110V208H111L113 205H112V203H111ZM120 205H121V204H120ZM164 205H166V204L164 203ZM170 205H172V203H171ZM173 205H174V204H173ZM181 205H182V204H181ZM197 205H193V206H194V207L196 206V208H197ZM200 205L203 206V204H201V202H200ZM200 205H199V206H200ZM210 205H211V204H210ZM213 205H214V204H213ZM225 205H226V204H225ZM225 205H224V206H225ZM231 205H232V204H231ZM242 205H243V203H242ZM251 205H252V204H251ZM116 206H117V205H116ZM166 206H168V205H166ZM176 206L180 207V205H176ZM176 206H175L174 208H176ZM224 206H223V208H224ZM236 206H237V205H236ZM236 206H234V207H236ZM114 207H115V206H114ZM120 207H121V206H120ZM169 207H170V206H169ZM171 207H172V206H171ZM205 207H206V208H205ZM207 207H209V206H207V205L205 206V205H204V210L202 209L203 211H205L204 214H206V209H207ZM213 207H214V206H212V209H211V210H210V207H209V209H208L207 211H211V212H212ZM216 207H217V206H216ZM216 207H215V208H216ZM225 207H226V206H225ZM234 207H233L232 209H234ZM242 207H243V206H242ZM242 207H241V208H242ZM260 207H261V206H260ZM260 207H259V209H260ZM106 208H107V206H106ZM117 208H118V207H117ZM117 208H114V209H117ZM174 208H173V211L175 210ZM180 208H183V205H182V207H180ZM196 208H195V209H196ZM218 208H219V206H218ZM237 208H239V207H237ZM243 208H245V207H243ZM243 208H242V210H243ZM249 208H250V205H249ZM251 208H252V207H251ZM255 208H256V207H255ZM257 208H258V207H257ZM107 209H108V208H107ZM166 209H167V208H166ZM190 209H193V207L190 208ZM190 209L188 210V212H190ZM195 209H194V211H195ZM224 209H226V208H224ZM224 209H223V210H224ZM232 209L230 208V211H231V212H232ZM103 210L106 211L105 208H104ZM103 210L100 209V211H103ZM117 210H118V209H117ZM121 210H122V209H121ZM128 210H129V209H128ZM167 210H169V209H167ZM170 210H171V209H170ZM196 210H199V211H200L201 209L198 208V209H196ZM214 210H215V209H214ZM214 210H213V211H214ZM217 210H220V209H217ZM221 210H222V209H221ZM223 210H222V211H223ZM228 210H229V209H228ZM251 210H252V209H251ZM253 210H254V207H253ZM257 210H258V209H257ZM95 211H96V210H95ZM107 211H108V213H109V210H107ZM114 211H116V210H114ZM114 211H113V212H114ZM118 211H119V210H118ZM118 211H117V212H118ZM130 211H131V210H130ZM132 211H133V210H132ZM177 211H178V210H177ZM181 211H182V209H181ZM183 211H185V210H183ZM183 211H182V212H183ZM222 211H220V212H221L220 216L223 215V214H222ZM226 211H227V210H226ZM236 211L238 212L237 209H236ZM133 212H134V211H133ZM167 212H168V211H167ZM191 212H192V211H191ZM214 212H215V211H214ZM220 212H219V213H220ZM231 212H230V215H228V216H231V215L235 216L236 214H238V213L236 212V214L234 215L233 212H232V213H231ZM244 212H245V211H244ZM249 212H251V211L249 210ZM257 212H258V211H257ZM257 212H256V213H257ZM91 213H92V210H91ZM95 213H96V212H95ZM98 213H99V212H98ZM100 213L102 214V212H100ZM103 213H105V212H103ZM111 213H112V212H111ZM173 213H174V212H173ZM175 213H176V212H175ZM175 213H174V214H175ZM178 213H179V211H178ZM223 213H226V214H227V212H225V211H224ZM256 213H255V215H258V214H260V211H259L257 214H256ZM106 214H107V212H106ZM115 214H120V213L118 212V213H115ZM130 214H132V213H130ZM174 214H173V215H174ZM180 214H182V213H180ZM189 214L191 215V213H189ZM199 214H202V213H199ZM204 214H203V215H204ZM208 214H209V212H207L206 215H208ZM210 214H211V213H210ZM213 214L215 215V213H213ZM226 214H224V216H226ZM242 214H243V213H242ZM244 214H245V213H244ZM251 214H253V213H251ZM262 214H264L263 211H262ZM91 215H92V214H91ZM173 215H172V216H173ZM177 215H179V214H177ZM206 215H204V216H206ZM245 215H246V214H245ZM248 215H249V218H250V217H251L250 214H248ZM93 216H94V215H93ZM93 216H92V217H93ZM109 216H110V215H109ZM114 216L117 218V215H114ZM132 216L134 217L133 214H132ZM191 216H192V215H191ZM220 216H219V218L221 219ZM233 216H231V217H230L231 219L229 218V220H227V219H228L227 217H224V220H226V221H224L223 219H221V220H223V221L225 222V223L223 224L224 229H225V230L223 229V233H226L228 236H227L226 234L223 235V233H220V235H223V236H219V237H221V238L218 237V239L222 242L223 240L225 241L228 237H231V236H229V234H230V235L232 234V236H233V237H231V238H232V239H231L232 241L228 240L229 238L227 239L228 244H230V245H232V242H233V241L236 242V241L238 240V237H239V236L236 237V236L238 235V233L241 234V232L244 231V233L247 234V232H249L250 230H252V226H253L254 224L258 225V223H259V224H262L261 222L264 223V220L261 221V219L264 218V217H263L264 215H263L262 217H261V216L258 217L260 220H259V219L255 220L256 218H255V216H253L255 219H254V220H251V221H249L250 219L247 220V219H246L247 216L244 217V215H243V217L245 218V219H243L244 221H240V219H241L240 217H238L237 220H236L235 218L233 219V218H232ZM237 216H238V215H237ZM237 216H236V218H237ZM241 216H242V215H241ZM86 217H87V216H86ZM89 217H90V216H89ZM89 217H88V218H89ZM92 217H91V219L94 220V218H95L96 216H95L94 218H92ZM133 217H131V218L133 219ZM102 218H104L103 214H102V217H101V221H102ZM109 218H111V217H109ZM128 218H129V217H128ZM208 218H210V215L208 216ZM222 218H223V217H222ZM225 218H227V219H225ZM239 218H240V219H239ZM91 219H90V221H91ZM213 219H214V218H213ZM213 219H212V221H213ZM215 219H218V216H217V218H215ZM251 219H253V218L251 217ZM87 220H88V219H86L85 221L87 222ZM97 220H98V219L95 218L94 223H95ZM99 220H100V219H99ZM99 220H98V221H99ZM117 220H118V219H117ZM117 220H116V221H117ZM126 220H127V219H126ZM177 220H179V219H177ZM208 220H211V219H207V221H208ZM221 220H219V223H220ZM238 220H239V221H238ZM130 221H131V220H130ZM207 221H206V223H207ZM216 221L218 222V220H216ZM260 221H261V222H260ZM104 222H106V221H105V218H104ZM113 222H114V221H113ZM113 222H112V223H113ZM124 222H125V221H124ZM128 222H129V221H128ZM132 222H133V221H132ZM177 222H178V221H177ZM98 223H100V222H97V224H98ZM107 223H108V222H107ZM130 223H131V222H130ZM133 223H134V222H133ZM133 223H131V227H134V226H135V225L132 226ZM204 223H205V222H204ZM204 223H203V224H204ZM206 223H205V225H207ZM211 223H212V222H211ZM214 223H215V222H214ZM221 223H222V222H221ZM87 224H88V223H87ZM89 224H91V222H90ZM101 224H103V222H102ZM123 224H124V223H123ZM126 224H127V222H126ZM128 224H129V223H128ZM109 225H110V224H109ZM113 225H116V224H113ZM136 225H137V224H136ZM220 225H221V224H220ZM220 225H219V227H220ZM263 225H264V224H263ZM263 225H262V226H263ZM78 226H79V225H78ZM87 226H88V225H87ZM92 226H93V227H92ZM92 226H91V227L94 228V225H92ZM96 226H98V225L95 224V227H96ZM110 226H111V225H110ZM117 226H118L117 228L120 227L119 225H117ZM129 226H130V224H129ZM221 226H222V225H221ZM223 226H222V228H223ZM225 226H226V227H225ZM254 226H255V225H254ZM254 226H253V227H254ZM103 227H104V226H103ZM113 227H114V226H112L111 228L113 229ZM135 227H137V226H135ZM203 227H204V226H203ZM203 227H202V228H203ZM207 227H209V226H207ZM210 227H211V226H210ZM258 227H259V226H258ZM260 227H261V225H260ZM85 228H86V226H85ZM89 228H90V227H89ZM89 228H88V229H89ZM98 228H99V227H98ZM98 228H97V229H98ZM105 228H106L108 231H109V229H110V227H109V229H108V227H105ZM105 228H103L104 231L106 230ZM114 228H115V227H114ZM126 228H129V227H126ZM204 228H205V227H204ZM254 228H255V227H254ZM254 228H253V229H254ZM261 228H263V227H261ZM86 229H87V228H86ZM97 229H95V230H97ZM130 229H132V228H130ZM130 229H129V231H130ZM256 229H257V228H256ZM110 230H111V229H110ZM115 230H116V228L113 229L114 232H115ZM122 230H124V229H122ZM209 230H211V228H209ZM226 230H227V231H226ZM257 230H258V229H257ZM87 231H88V230H87ZM87 231H86V232H87ZM100 231H101V234H102V230H100ZM100 231H99V232H100ZM104 231H103V232H104ZM124 231H125V230H124ZM126 231H127V230H126ZM202 231L204 232L205 229L202 230ZM202 231H201V232H202ZM225 231H226V232H225ZM245 231H247V232H245ZM259 231H260V233L262 232L261 230H259ZM92 232H93V231H92ZM97 232H98V230H97ZM116 232H117V230H116ZM116 232H115V233H116ZM131 232H132V231H131ZM131 232H130V233H131ZM207 232H208V231H207ZM252 232H255V231H252ZM257 232H258V231H257ZM93 233H94V232H93ZM111 233H113V232H111ZM118 233H119V235L121 234V232H120V228H119ZM124 233H125V232H123L122 235H123ZM127 233H129V232H127ZM198 233H199V231H198ZM205 233H206V232H205ZM209 233H210V231H209ZM209 233H208V234H209ZM228 233H229V234H228ZM249 233H250V232H249ZM99 234H100V233H99ZM101 234H100V236H101ZM116 234H117V233H116ZM116 234H115V235H116ZM201 234H203V233H201ZM210 234H211V233H210ZM210 234H209V235H210ZM216 234H217V233H216ZM235 234H237V235L235 236V237L237 238V240H236V239L233 240ZM242 234H243V233H242ZM251 234H252V233H251ZM251 234H250V237L252 236ZM88 235H89V234H88ZM90 235H92V233H90ZM90 235H89V236H90ZM93 235H94V234H93ZM103 235H104V234H103ZM107 235H108V233H107ZM107 235H106V236H107ZM119 235H116V236L120 237ZM126 235H128V234H126ZM213 235H214V234H213ZM213 235H212V236H213ZM253 235H254V234H253ZM258 235H260V234L258 233ZM84 236H85V235H84ZM89 236H88V238H90ZM94 236H95V235H94ZM104 236H105V235H104ZM109 236H110V235H109ZM111 236H113V235L111 234ZM200 236H202V235H200ZM207 236H208V235H207ZM225 236H226V239H225ZM240 236L242 237V235H240ZM263 236H264V235H263ZM98 237H99V236H98ZM213 237H214V236H213ZM222 237H224V238H222ZM241 237H240L239 239H241ZM250 237H249V238H250ZM255 237H256V236H255ZM259 237H260V236H259ZM91 238H92V237H91ZM91 238H90V239H91ZM121 238H123V236L120 237V238H118L117 240H115V242L118 241V242L115 244V246H116L117 244H119V242L121 241ZM127 238H128V237H126V239H127ZM253 238H254V237H253ZM256 238H257V237H256ZM90 239H89V240H90ZM94 239H96V237H95V238L93 237V242H94ZM99 239H100V237H99ZM102 239H103V238H102ZM105 239H106V238H105ZM115 239H116V238H115ZM221 239H223V240H221ZM242 239H243V238H242ZM246 239H247V237H246ZM251 239H252V238H251ZM97 240H98V239H97ZM109 240H110V238H109ZM119 240H120V241H119ZM122 240H123V239H122ZM124 240H125V235H124ZM205 240H206V239H205ZM243 240H244V239H243ZM258 240H260V239L258 238V239L255 240V241H258ZM100 241H101V239H100ZM104 241H105V240H104ZM127 241L129 242L128 239H127ZM216 241H217V240H216ZM229 241H230V242H229ZM107 242H108V241H107ZM211 242H212V241H211ZM225 242H226V241H225ZM235 242H234V244H235ZM237 242H238V241H237ZM237 242H236V243H237ZM247 242H248V241H246V242H244V243L248 244L247 246H248V247L250 246V248L252 249L251 245H249V244H250V241H249L248 243H247ZM252 242L254 243V241H252ZM252 242H251V244H252ZM63 243H64V242H63ZM97 243H98V242H97ZM109 243H110V242H109ZM109 243H108V244H109ZM121 243H122V242H121ZM125 243H126V242H125ZM205 243H206V242H205ZM212 243H213V242H212ZM214 243L216 244L215 241H214ZM214 243H213V244H214ZM222 243H223V242H222ZM238 243H240V242H238ZM102 244H104V243H102ZM111 244H112V243H111ZM111 244H110V245H111ZM123 244H124V243H123ZM129 244H130V243H128V245H129ZM215 244H214V245H215ZM217 244H218V243H217ZM217 244H216V245H217ZM220 244H221V243H220ZM240 244H242V243H240ZM246 244H244V247H243V249H242L243 254H244V253H248V252H246V251L244 252V249H245V245H246ZM65 245H66V244H65ZM104 245H105V244H104ZM126 245H127V244H126ZM128 245H127V246H128ZM218 245H219V244H218ZM218 245H217V247H218ZM222 245H223V244H222ZM235 245H236V244H235ZM237 245H239V244H237ZM237 245L235 246V249H234V246L232 245L233 249H234V250H237V248L239 247L238 249H239V251H241V245L238 246V247H237ZM252 245H253V244H252ZM106 246H107V245H106ZM120 246H121L120 244H119V246L117 245V247H118L117 249H120V248H121ZM123 246H125V245H123ZM130 246H131V245H129V247H130ZM227 246H228V245H227ZM254 246H255V243H254L253 247H254ZM260 246H261V245H260ZM65 247H66V246H65ZM129 247H127V248H129ZM213 247H214V246H213ZM219 247H220V246H219ZM225 247H226V243H225ZM230 247H231V246H230ZM261 247H262V246H261ZM63 248H64V247H63ZM72 248H74V247H72ZM93 248H94V246H93ZM93 248H92V249H93ZM101 248H102V247H101ZM122 248H123V247H122ZM222 248H224V247L221 246L220 249H222ZM227 248H228V247H227ZM250 248H247V249H250ZM254 248H256V247H254ZM259 248H260V247H259ZM67 249H68V248H67ZM74 249H75V248H74ZM76 249H77V248H76ZM110 249H111V248H110ZM117 249H116V247H115V249H114L115 252H116ZM137 249H138V247H137ZM218 249H219V248H218ZM230 249L233 250L232 248H230ZM230 249L228 248V250H230ZM247 249H245V250H247ZM88 250H89V249H88ZM100 250H101V249H100ZM104 250H105V248H104ZM123 250H124V249H123ZM125 250H126V247H125ZM128 250H130V248H129ZM152 250H153V249H152ZM213 250H214V249H213ZM231 250H230L229 252H231ZM257 250H258V249H257ZM259 250H260V249H259ZM56 251H57V250H56ZM61 251H62V250H61ZM71 251L73 252V250H71ZM111 251H112V250H111ZM126 251H127V250H126ZM215 251H216V250H215ZM225 251H227V250H225ZM242 251H241V252H242ZM260 251H261V250H260ZM72 252H71V253H72ZM77 252H78V251H77ZM86 252H87V251H86ZM90 252L94 253L93 250L90 251ZM90 252H89L88 255L91 254ZM100 252H104V251L101 250ZM106 252H107V251H106ZM108 252H109V250H108ZM115 252H114V253H115ZM143 252H144V251H143ZM148 252H149V250H148ZM206 252H207V251H206ZM217 252H218V251H217ZM220 252H221V251H220ZM223 252H224V251L222 250V253H223ZM229 252H228V253H229ZM232 252L234 253V252H236V251H232ZM237 252H238V251H237ZM252 252H253V251H252ZM252 252L250 251V253H252ZM263 252H264V251H263ZM263 252H261V253H263ZM109 253H110V252H109ZM109 253H108V255H109ZM119 253H120V250H119ZM119 253H118V256L120 255ZM121 253H122V252H121ZM213 253H214V252H213ZM218 253H219V252H218ZM228 253H227V255H228ZM239 253H240V252H239ZM81 254H83V253H81ZM86 254H87V253H86ZM112 254H113V253H112ZM140 254H141V253H140ZM209 254H210V253H209ZM216 254H217V253H216ZM216 254L214 253V255H216ZM224 254H226V253H224ZM234 254H235V255H234ZM234 254L232 255V253H231L230 256H232V257H236V255H237V256H240V255L243 256L242 253H240V255L237 254V253H234ZM256 254H257V253H256ZM57 255H59V254H57ZM64 255H65V254H64ZM94 255L96 256V254H94ZM103 255H104V254H103ZM105 255H106V254H105ZM122 255H123V254H122ZM201 255H202V254H201ZM244 255H245V254H244ZM250 255H251V254H250ZM263 255H264V253H263ZM59 256H60V255H59ZM81 256H82V255H81ZM83 256H84V255H83ZM85 256H86V255H85ZM114 256H115V254H114ZM114 256H112V257H114ZM116 256H117V255H116ZM141 256H142V255H141ZM197 256H198V255H197ZM217 256H219V254H217ZM241 256H240V258H241ZM257 256H259V255L257 254ZM257 256H255V258L250 257V259H251V258H252L253 260H254V259H256V260H257V259H259V260L262 259V257H261V258H258ZM261 256H262V255H261ZM70 257H71V256H70ZM72 257H73V256H72ZM89 257H90V256H88L87 258H89ZM99 257H100V256H99ZM110 257H111V256H110ZM195 257H196V256H195ZM232 257H228V258H229L228 261H230V258H232ZM63 258H64V257H63ZM81 258H82V257H81ZM83 258H84V257H83ZM91 258H92V255H91ZM91 258H89V259L91 260ZM106 258H107V255H106ZM118 258H120V257H118ZM127 258H128V257H127ZM142 258H143V256H142ZM215 258H216V256H215ZM215 258H214V259H215ZM217 258H218V257H217ZM240 258H239V259H240ZM85 259H86V258H85ZM89 259H88V260H89ZM104 259H105V257H104ZM108 259H110V258H107V261H108ZM128 259H129V258H128ZM128 259H127V260H128ZM223 259H224V258H223ZM232 259H233V258H232ZM237 259H238V258H236V260H237ZM241 259H242V258H241ZM263 259H264V257H263ZM66 260H68V259H66ZM90 260H89V261H90ZM93 260H94V259H93ZM98 260H99V259H98ZM102 260H103V259H102ZM102 260H101V261H102ZM113 260H114V259H113ZM113 260H112V261H113ZM115 260H116V259H115ZM115 260H114V261H115ZM242 260H244V259H242ZM245 260H246V258H245ZM256 260H254V261H256ZM70 261H71V260H70ZM80 261H81V260H80ZM85 261H86V263L88 264V261H87V260H85ZM94 261H95V260H94ZM104 261H105V260H104ZM104 261H103V262H104ZM116 261H117V260H116ZM239 261H240V260H239ZM247 261H248V260H247ZM260 261H261V260H260ZM58 262H59V261H58ZM62 262H63V261H62ZM77 262H78V261H77ZM91 262H92V261H91ZM211 262H212V261H211ZM221 262H222V261H221ZM224 262H225V259H224ZM232 262H234V260H233ZM232 262H231V263H232ZM245 262H246V261H245ZM250 262H252V261H250ZM256 262H257V261H256ZM70 263H71V262H70ZM86 263H85V264H86ZM100 263H101V262H100ZM105 263H106V262H105ZM128 263H129V262H128ZM212 263H213V262H212ZM212 263H210V264H212ZM239 263H240V262H239ZM241 263H243V261H242ZM62 264H63V263H62ZM66 264H67V263H66ZM80 264H81V263H80ZM82 264H84V263H82ZM97 264H98V263H97ZM106 264H107V263H106ZM108 264H109V262H108ZM111 264H113V263L111 262ZM114 264H116V263H114ZM216 264H217V263H216ZM232 264H234V263H232ZM243 264H245V263H243ZM247 264H248V263H247ZM252 264H253V263H252ZM254 264H255V262H254ZM258 264H260V262H259Z\"/></svg>", "mask_w": 264, "mask_h": 264}]
</instances>
